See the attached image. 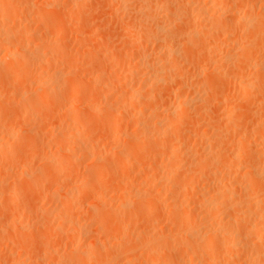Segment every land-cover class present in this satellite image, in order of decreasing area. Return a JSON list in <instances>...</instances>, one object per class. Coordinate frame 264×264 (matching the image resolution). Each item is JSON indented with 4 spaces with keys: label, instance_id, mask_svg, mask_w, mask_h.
Instances as JSON below:
<instances>
[{
    "label": "rangeland",
    "instance_id": "obj_1",
    "mask_svg": "<svg viewBox=\"0 0 264 264\" xmlns=\"http://www.w3.org/2000/svg\"><path fill=\"white\" fill-rule=\"evenodd\" d=\"M0 1H1L0 4L7 2L8 6L10 5L8 8L9 10H11L12 8H15V9L18 8L16 9V11L18 12H15L14 9L12 11L16 13V14L13 13L14 17L16 15V19L9 17L7 18V20H5L6 19L5 17H3L4 19L0 18L1 19L0 20V32H1L0 33V37H1L0 38V43H1L0 44V60H1L0 63L2 62L1 64L4 65L3 62L7 63L9 61V58H11L9 62L13 64L14 62H17V58L21 59L25 57L23 55L24 53L26 54V56H28L29 54L28 59L32 60V62H30L27 59V61H24L25 64L22 63V60L21 61L19 60L16 64L18 65V67H20L19 65H22L19 68L20 70H18L17 65H15L14 63L13 65H15V69H13L10 73L7 71L6 68L12 69V67H7V65L6 66L4 65L6 67L5 68L4 66L0 65V70H1V67L2 68L4 67L3 69L9 73V75L6 74V76L8 75L6 78L4 76L6 73L5 71H4L5 73H3L4 75L0 73V80L3 81V82L2 81L0 82V145H1L0 151L2 152V153L0 152V262H1L0 264H42V263L43 264H170V263L179 264V262L176 260H179L181 257L183 258L179 260L180 262L186 259L185 262H187V264H189L191 260H192L191 261L192 264H198L199 263L198 260H199L201 264H204L205 261L206 263L208 262L207 257H206L207 255L205 253L208 254L209 260H211L210 256L213 258L214 256L212 255H215L213 253L218 252V251L221 253L219 252L217 253V256L219 255L217 259L220 258L221 255H223L221 256L222 259L220 258L222 261L220 262V260L219 259L217 260L216 257L212 259V261L216 259V261H218L217 264L219 263L222 264V262H224L223 264H227V263L231 264L232 262H233L232 264H237V263L247 264L246 262H248L249 264V262L252 263V261L254 262L255 260H257L258 255L257 253H255L256 252L255 249H252L251 247L246 248V249L248 248L249 249L245 250V255H244L243 250L242 252L240 250V253L238 252L239 250L238 251L235 250L236 251V252L234 251L235 253L233 251L228 252L227 250H226L227 252L225 250L223 251L215 250V248L219 247L217 241L218 239L220 240V237H221V235L217 234V232H219L218 230H222L223 228H224L223 229L224 231L227 230V226L224 220L226 217L225 215L226 214L228 215V212H229L227 211L228 209L230 210L234 209V205L232 206L233 208L231 207L228 209H224L225 208L224 207L220 210V212L216 211L215 213L214 210H217L215 208L217 207V205L219 206V203L220 204L222 202L229 203L228 199H231V198L233 199L236 195V191L238 194L236 195V197L241 194V197L245 195L243 198L250 197V196L254 198L253 194L250 193L251 190L248 189V186H250V188L253 187L252 186L253 182L251 185L248 184L250 181V176L252 177L253 175L254 178L255 177L259 178L258 181L260 182L258 183L260 184H258L257 182H254L255 184L256 183L258 185H261V183L264 184V172H263L264 169L263 171L262 169H259L262 166H264V162H263L264 161V158H263L264 150L263 149L261 151L259 150V152H261L262 154L261 153L257 154L258 152L257 151L256 152L257 157L252 152V155L256 159L257 163L255 159L254 161L253 159L251 161L249 160L251 162L249 163L247 160V159H250L248 158L249 156L247 155L248 153L245 151L244 153H247L245 156L243 151H241V147L245 149L244 145L246 144V142L248 145L249 144L248 142L250 141H252L250 142L251 144L257 145V147L260 145L259 148L262 146L264 147V140H263L264 136L261 135V134H264V117H263L264 116V106H263L264 104V72H263L264 71V62H263L264 61V45H263L264 44V0H146V1L140 0L141 2H139L138 0L136 1L133 0L135 2L138 1L139 3H141V6L142 4H144L145 5V7L143 5L144 8L139 7L140 4L138 2H137L138 4L135 2H132V0H128L129 2L127 0H24V2L23 0L22 1L19 0L21 4H19L15 0L14 1L13 0L11 1L10 0H0ZM129 3L130 4L133 3L131 5L132 8L131 6L130 8L127 7ZM148 4L150 6L149 8H148ZM38 5L41 7H39ZM134 5H136L135 8L137 7L136 10L138 11L140 10L139 12L135 10ZM2 6H5V5L4 4L1 5L0 9H2ZM32 8H34V10H32ZM79 8H81V11ZM206 8L209 9L210 14H213V12L217 14L218 17L217 16L216 17L217 18L220 17L219 18L220 20L219 19H218L219 21H217V19L214 20L215 17L212 19L209 16V14H206L205 16L203 10H205ZM130 9L131 11L132 9H134L133 13L130 11ZM141 9L144 12L153 9L151 10L152 13L150 12L152 14L153 21L150 20L151 18L150 13H148L150 18H148V15L146 12L145 13L142 12V15H141L140 13ZM9 10L7 11L9 12ZM30 10H32L31 12H34V11H37V12L35 14L34 13L32 14ZM154 10L155 12H153ZM2 11L4 10L3 9L0 10V14ZM38 11H39V14H38ZM135 12L140 13L141 16L139 17L138 13L136 14ZM153 13L156 15V17L158 16L160 19L159 18L157 19L155 15L153 16ZM36 14L39 15V17H37ZM143 14L147 15V17H143L144 16ZM13 15H11V17ZM230 17L232 21L229 20ZM18 18L19 20H17ZM147 18L149 19V21H147V23L149 22V24H147L145 21V20H148ZM189 18H192L193 20L192 19L189 20ZM140 19L141 21L145 19L144 20L146 23V24L144 23L145 26L142 22H140ZM154 19H155V22L157 19L158 20L157 23L159 22L158 24L160 26H164L167 29V31H169V33L172 31V28H173L172 33L173 32L175 33V30L179 32V33L178 32L175 33L177 34V37L174 34H171L172 37L173 35L175 36L173 37L174 39L173 43L171 41L172 40L171 37L170 38L168 37L170 36L168 32H166L169 34L168 36L166 35L168 37L166 38L167 40L166 41L167 43H166L164 40L165 38H163L165 36V33L163 32L156 33L157 31L154 32V29L151 30V28L154 27V25H158L157 23L154 22ZM185 20L186 21L188 20L187 23L190 21L189 24L191 26L188 25L187 23L183 25V23H185ZM226 20H227L226 22L227 24L225 23ZM220 21H222V24H220L221 23ZM233 22H234V25H233ZM2 23L4 25H2ZM130 24L132 25V27ZM172 24H173V27H172ZM148 25L152 27L150 28L148 27ZM213 25H215L214 28H217V29H219V26L222 25L220 26L221 30L214 29ZM169 26L170 28H168ZM183 26L185 27L188 26V27L185 28ZM145 27L147 28L146 30L150 29L151 31L155 33V35L157 34L158 36L149 35V37L151 36L149 38L147 36L149 32L145 30ZM174 27L177 29H175ZM144 30H145V33L147 32L146 33L147 35L144 34ZM188 30L191 33H189ZM222 30L223 32H221ZM228 30H230L229 33H228ZM200 31L202 32L206 31V33L204 32L200 33ZM153 32H151V34ZM182 32L184 33L182 34ZM192 32L195 34L197 33V34L193 36ZM188 33L189 35L191 34L193 37L191 35H190L191 37H189ZM18 34L23 35V36L25 35V37L18 36ZM159 34L160 36H162L161 34H163L164 36L160 37ZM212 34L213 35L216 34L217 37L212 36ZM202 35L203 36L205 35L206 37L205 36L203 37ZM14 36L16 38H14ZM32 36H35V38L37 36V38L35 39ZM181 36H183L182 38L184 40L181 38ZM232 36L234 38H232ZM3 37L4 39L5 38L6 39L8 38V39L7 40L5 39L6 40L5 41ZM157 37L159 39L163 38L164 42H162V40L160 41L163 44L165 43V45H163L162 43L159 44V41H158L159 39ZM31 38H32V41L30 40ZM155 38L158 40L156 41ZM175 38L176 40L178 38L179 43L175 40ZM186 38H188V40L190 39L191 41H188ZM194 38L198 42H196ZM9 39H11V41ZM15 39L16 40L19 39V41H23L22 43H20V45L22 44V47L18 45L19 43L17 42L16 44H14L16 41ZM214 39L216 41H214ZM12 40L14 41L13 43H12ZM43 41H45L48 44V46H52L54 44V47L53 48L48 47L46 43ZM200 41L201 42L204 41V42L201 43ZM210 41L214 42L213 44L215 46ZM8 42H10L11 44ZM170 42L172 43L173 47L170 45L171 44ZM189 42H191L195 46L193 47V45H190L191 43L189 44ZM33 43L35 46H37V48L34 47ZM42 43H44L45 45ZM175 43L177 46L175 45ZM134 44L135 46L137 44L138 48L137 47L135 48ZM202 44H205L206 48ZM7 45H9V47ZM12 45L16 49H14ZM38 45L40 46V48L38 47ZM58 45L60 46V48H58ZM44 46L47 47L46 49L49 48L50 50H52V52L54 50L53 52L54 54L56 51V55L57 53L59 55L60 51L62 53L61 59L58 57L59 60L58 59H56L57 61L55 60V63H57L56 66L54 63L52 65H49L51 66L52 69H50V67L47 68L48 66L45 67L46 65L43 66V63L40 61V59H38L40 58L39 55L41 56L47 55L46 57L52 56V53L51 55L49 54L50 50L49 49L46 50ZM131 46L132 48H130ZM257 46L258 47L260 46L259 49ZM160 47H162L163 49L162 48L160 49ZM167 47L173 51V54L171 55L175 54L177 56L178 54L177 58L170 55L171 59H173V57L176 58L175 60L176 62H177V59L180 60V61L178 60L179 63H177L178 67L173 64L174 59L173 61L172 60L169 61L170 59L169 56H168V59L165 56L163 51H164V48L167 49ZM202 47L204 49H202ZM207 47L208 48L211 47V48L208 49ZM34 48L37 49V52L35 51ZM184 48L185 50H188V51H185ZM21 49L27 52H24L22 50L23 53H21L22 52L20 51ZM38 49H40V51ZM59 49L61 50L58 51ZM208 50H210L209 53L207 52ZM31 51L34 53L32 54ZM4 52L7 53L6 54L7 56L4 54ZM19 52L23 55V57H20L21 54ZM161 52L164 54L163 59L159 58L161 57V54H159ZM177 52H179L180 55ZM201 52L203 55L204 54L205 55L202 56ZM130 53L133 55H131ZM245 53H248L247 54L248 57L246 56ZM80 54L82 56L81 58H80ZM2 55H5V56H2ZM33 55H35L36 57L38 55L39 57L36 58ZM179 56L180 57L182 56V58H180ZM183 56L186 57V59H188L187 56L189 57V60H187L188 62L185 61L186 59ZM3 57H6L7 61H5ZM109 57H111L112 59H110ZM190 57L192 59V62L196 60V62H193V63H196V65L194 64L196 68H194V66L191 64ZM242 57H247V58L243 59ZM101 58H103L104 61ZM149 58L150 60H148ZM66 59L67 61L69 60V62H67ZM145 59H147V61ZM242 59L243 60L246 59V60L243 61ZM94 60H98V61L100 60L99 62L102 61L101 62L102 65L98 61H94ZM112 60L114 62H112ZM164 61L165 63L168 61L167 62L168 67L166 66L167 69H169L170 67L172 68L173 66L172 71H174L175 66L178 68L175 70H179L180 69L179 67L181 66V70L183 71V73L185 72L184 74L182 73V75L185 77L181 76V72H182L181 70L175 71L174 73H176V75L179 73V75L175 76L174 73H170V74H173V76L171 75L170 78H167L168 80L164 79L163 81H160L164 83L158 84V86H156L157 82L153 80L152 78H150L149 74H150V71L151 72L153 71L151 70L153 66L157 67L155 66L157 65V62L161 65V62H163L162 64H164ZM242 61L245 65L244 64L241 65ZM26 62L30 64L28 65ZM142 62L143 63L145 62V63L143 64ZM148 62L151 63L150 66L148 65L149 64ZM204 62H205V65L203 64ZM89 63H91V66L90 65L88 66ZM92 63H96V64L98 63L97 64L98 66L96 64L92 65ZM154 63L156 64L154 65ZM23 64H24V67H23ZM145 64L147 65V67L149 66L148 68H150L152 64L153 65L150 69H148ZM38 65L39 66L42 65L45 69L44 70L41 69L40 68L41 66L38 67ZM99 65L103 68H101ZM116 65L117 67H114ZM258 65H261V68ZM26 66H29V70L28 68H26ZM240 67L241 69L239 70ZM199 69L201 70L200 72H199ZM131 70H133L132 71L133 73L131 72ZM139 70H142V71H139ZM236 70H238V72ZM24 72H28V73L26 74ZM74 72H75V75H74ZM88 72H91V73L88 74ZM220 72L223 74L220 75L221 74ZM51 73H53L54 76ZM92 74L96 76L93 77ZM90 76H91V79H94V78L96 79L97 77L96 81H94L95 79L94 80L89 79ZM180 76L183 77L182 80L184 79L183 81H181L182 85L179 84L180 81H178V79L176 78V77L181 78ZM99 77L102 81L98 79ZM174 77L177 79L178 83L176 82V79H173ZM205 77H208L207 80L209 81V84H208V81H206ZM218 77H220L221 81H219L220 79ZM78 78H80L79 79L80 81H78ZM64 80L66 81V83L68 81L69 86H67ZM90 80L92 81V83ZM98 80L101 84L98 82ZM61 81L64 83V85ZM145 81H147L148 83H146ZM152 81L153 82L155 81L154 83V86H156L155 88L158 87V92L157 91L155 92L156 95L158 94V97H159L158 100L156 99V96L153 93L154 90L152 89L151 91V88L153 87L152 86L153 84L151 85ZM168 81L169 82L174 81L173 85L174 84L176 85L173 86L172 84L169 83L167 87H165L166 86L165 84ZM242 81L244 82L246 81L245 82L246 85ZM40 82L41 83L44 82L43 85L45 86L50 85L49 87L53 88L52 91L53 90L54 91L52 92L51 88L47 89L49 91L44 90L43 88V92L46 91L44 94L43 92H41L42 89H40L41 91L39 90L38 84H40ZM110 82H111V85H113V86H110L109 88L111 91L110 90L108 91V89L106 88H105L106 90H104V88L101 87V86H104V84L107 85V86L105 85L104 87H109ZM3 83L5 84V87ZM97 83L99 85H97ZM212 83L216 85L213 84L214 85L213 87ZM148 84L152 87L149 88L150 86ZM240 84L241 85L244 84L243 86L244 88ZM71 85L72 86L74 85V87H72ZM83 85H85V87ZM169 85L172 87L171 90H170L171 87H169ZM238 85L241 89L243 88V90H245L246 87L248 89L246 88L247 90L241 91ZM249 85H251V87ZM36 86L38 87V89ZM70 86H71V89H70ZM205 86L207 88L209 87L208 88L209 91L207 90V88H205ZM8 87H10V89ZM35 87H36V90H35ZM100 87L103 90H101ZM168 87H169L170 93L167 90ZM72 88H74V90L75 88L77 90L79 89L80 90L79 91L75 90L76 94H73L75 93L74 91L71 96L69 91H71ZM159 88H160V92H159ZM163 88H165L166 90ZM138 89L140 91H138ZM55 90H57L58 92ZM135 90L137 91V93H141L142 96H146V97L137 95L138 97L136 98L133 97V99H131L132 93ZM149 90L151 91L150 93L151 96L150 94L147 93L149 92ZM213 90H215L216 93ZM11 91L14 93H12ZM17 91L18 92L20 91V92L18 93ZM131 91L132 93H130ZM48 92L49 94H46ZM54 92L57 94L55 95ZM59 92H61V94ZM124 92L126 93L125 95H124ZM51 93H53L52 96H51ZM143 93L146 95H143ZM159 93H161L162 95H159ZM147 94L151 98L153 95L155 99L154 97L151 99L149 96H147ZM56 96L60 98H57ZM121 97L122 99H120ZM125 97L128 102L125 101L126 100ZM141 98L142 100L145 99V101L144 100H143L144 102L141 101ZM179 98L182 100L180 101ZM59 100H61L62 102ZM67 100L69 101L71 100L70 101L71 103L68 101L69 107H70V104H72V102H73V105L77 104L78 106L76 105L77 107H74L75 109L74 108L68 109L69 107H67L66 105ZM139 100L141 103H139ZM151 100L153 101V103H151L152 102ZM203 100L207 102H204ZM123 101L126 103V104L124 103L125 106L122 103ZM131 101H133L134 103H132ZM187 101L188 103L186 104ZM180 102L185 104L184 105L185 107L183 108L179 107ZM149 103L151 104L150 106H149ZM202 103H205V104H202ZM260 104H261V107L259 106ZM31 105H34V106L32 107ZM83 106H91V107L84 108ZM119 106L120 107L124 106V107L119 108ZM177 106H178V109H177ZM24 107H26L27 110L26 108L24 109ZM111 107H114L115 109L116 107H118L117 108L118 112L120 109L125 108V111L120 110L122 111V114L124 112L123 116L120 117L118 112L117 111L114 112L115 109ZM150 107L152 108V110L150 109ZM198 107H200V109L202 107L203 108L200 110V109H197ZM154 108L158 109L159 111L158 114H160L161 117L160 116L154 117V119L152 118L153 120L152 121L150 119L151 117L150 112L157 111V110H154ZM185 108L186 110L183 111L182 109H185ZM33 109H35L37 112L34 113ZM70 110H71L70 112L71 114H67L69 113L68 111ZM75 110L77 111L75 112ZM196 110H198L199 115L197 114ZM25 111L27 112L32 111L31 112L32 114L26 113ZM38 111H40V113ZM172 111H174V113H172ZM242 111H244L245 113L243 114ZM180 112L183 114V116L180 115ZM195 112L196 114H194ZM115 114L118 116L114 118ZM72 116H75V117L72 118ZM77 117H79V120L85 123L79 122ZM111 117L113 118V120L115 119L113 125H111L112 124ZM167 117L169 118V121H167L168 119ZM213 119L215 121H213ZM249 119H251V121ZM74 120H76L77 122L76 121H75L76 123L73 122ZM177 121H179L180 123H178ZM157 122L160 123L158 124L159 126L156 125ZM168 122H169L170 127L169 125H166ZM201 123L204 124V126ZM229 123L231 125H229ZM217 124H218L219 129L217 127ZM149 125H151L152 129L149 128L150 127ZM162 125L165 127H163ZM176 125L177 126L179 125L181 130L180 128H178L179 126L175 127ZM214 126L216 128H214ZM147 127L149 128L148 130H147ZM155 128L157 129V131L155 130L154 132ZM171 129L177 130L173 132L174 133L173 137H169L172 135L173 130ZM248 129H250L251 131ZM25 130L27 131V133L25 132ZM170 130H171V133L169 132ZM215 130H217V132L220 135L217 132H214ZM232 130L235 131L234 134ZM19 131L20 133H18ZM162 131L163 132L168 131L167 132L168 134L166 132L163 134ZM150 132L153 133L152 137H151ZM156 132L157 133L160 132L158 133L159 136ZM176 132L178 133L181 132V133L178 134ZM252 133L254 134V136ZM176 134L178 138L175 137ZM221 134L224 137L221 136ZM246 135L248 136V138L246 137ZM210 136H213V137H210ZM160 137L162 138L160 139ZM155 139L156 141H154ZM162 139L164 140L162 141ZM201 139L203 140L201 141ZM25 140H27L28 142L31 141L33 145L30 142H29L30 144L27 141L25 142ZM67 140L69 141V143L72 142V144H69ZM179 140L181 142L183 140L182 142L183 144ZM167 141L171 143H168ZM240 141L243 144H240L241 143ZM232 142L235 143V145ZM237 142H239V144ZM61 143H63V146ZM66 143L68 145L65 146ZM217 143H218V146H217ZM236 144L239 147H236ZM79 147L81 150H79ZM83 147H85V150L83 149ZM222 147L224 149L223 152L225 151L224 153L221 151ZM61 148L64 151H62ZM209 148L211 151L209 150ZM69 149L70 150L73 149V152L70 151ZM227 149L228 151H226ZM57 150L61 152H59L58 154ZM65 150L67 151L69 150V151L66 152ZM173 150H176L177 152L174 153L172 152ZM172 153L175 154L176 156L173 155ZM241 153L243 154V156ZM177 154L180 156V158ZM233 155L235 156V158H237L238 162L235 158H233L234 157ZM240 157L241 158L243 157V158L241 159ZM246 157L247 159H245ZM249 157H251V155ZM243 159L246 162H244ZM206 160L208 161L207 163L208 166L206 165L207 166L206 169L209 167V169L207 170H210L211 172L209 171L210 172L209 174L208 171H205V174H209V176H212V173L213 174L215 173V174L212 176L213 178L209 177L208 179H206L208 177V175H206L205 176L206 178L204 181V179L202 178L205 175L203 174L204 173V166H203L204 163L202 162L206 163ZM210 162H212L213 164ZM199 164H200V167L203 168L201 169L203 170V173L198 170L199 168L197 169V166ZM221 164L223 165L222 167L220 166ZM225 164L227 165V167H225L226 166ZM249 164L254 165V168L257 167L256 171L257 170L258 171L255 172L257 176L255 174L250 175L251 172H249V170H247L248 173L246 172V169H249L248 168ZM255 164L256 165L258 164L259 166H256ZM228 165H230V167ZM212 168L215 170L213 171ZM224 168H226V170ZM227 168H228V171H227ZM233 168L235 169V171ZM54 169L55 171H53ZM187 169H189V171ZM20 170L21 172L22 171L23 172L21 173ZM175 170L176 171L181 170L183 173H181V171L180 172L178 171L177 173H175ZM197 170L199 172H197ZM24 171H25V174H24ZM184 171H186V175ZM187 172H189L188 176H187ZM195 172L198 173V175ZM49 173L53 175L52 176L53 178H51L50 176L47 177V174ZM192 173L193 175L195 174L196 176L194 175L195 177H192L193 175L192 176L190 175ZM178 174L183 175V176L179 175V177H177ZM240 174H242L243 176L242 175L240 176ZM21 175H24V176H21ZM197 176L198 177L200 176L202 179L200 180V178H197ZM258 176H260L261 178ZM56 177L58 178L56 179ZM90 178H92L93 181H91ZM178 178L181 179L182 181L178 180ZM96 179H97V182L95 181ZM26 180H28V182ZM222 180L224 181L225 184H227V182L228 184H231L232 188L235 185L234 189L231 188V190L229 189L228 192H226V195L223 194V196L228 195L225 198L223 197L225 200L221 198L222 197L221 193L219 195L220 188L218 189V186L216 187L218 183H219L218 185H220V183L222 185V182H223ZM246 180H247V183H246ZM251 180L253 181V178ZM177 181L178 183L182 182L180 184H182V187L183 186L184 187L182 189L180 185L181 188L175 187L176 190L174 191V187L171 188V186L177 183ZM254 181L256 180L254 179ZM232 182L234 183V185H232L233 184ZM93 183L94 185H92ZM188 183H191V184L188 185ZM242 183H244L245 185L244 184L242 185ZM237 184H240V185H237ZM257 184L256 186H258ZM222 186H224V184ZM237 186L238 188H241V189H237L236 188ZM239 186H242V187H239ZM256 186H254L253 188L254 190L252 189V191H255ZM261 186H258L260 187V189L258 188V191L256 192L260 195H257L254 193L255 194L254 199L252 197H251V200L250 198H246L248 199L247 200L248 202H246V204H245L246 199L245 200L243 199L244 200L243 203H240L239 201L240 206L238 205L237 207H239L240 211L238 210L237 212V207H236L235 212L233 210L231 211L234 214L231 212L230 213L233 215H236L237 213L243 211L245 207L248 208V204L250 201H255V200L257 201L258 199L260 200L263 199L262 201L258 200L261 203V204L259 203L260 205L259 204L258 205H259V208L264 211V191H263L264 189H262L263 186L262 187ZM235 189L237 190L235 191ZM170 190L174 192H170ZM185 190L187 191L185 192ZM193 190L195 191V193ZM239 190L241 192H239ZM256 190H257V187H256ZM176 191L178 192L176 193ZM231 191L232 192L235 191V192L232 193ZM71 194L72 195L74 194L76 196L78 195V196L76 199L74 198L72 200ZM229 194L230 195L235 194V195L230 196ZM201 195H204L205 197L208 195V197H206L205 199L207 198L211 199L210 203H212L211 206L213 207L208 205V208H207V204L204 203V201L200 199ZM218 196L221 200L217 199ZM64 198H66V200ZM226 199L228 200V202H225L227 201ZM66 201H67V204H69L68 206H66L65 204ZM190 201L192 202L190 203ZM62 202L64 204H62ZM242 204L246 206L243 207ZM241 205L243 208L241 207ZM143 206H144V209H142ZM210 207L213 210H211ZM140 208L142 209V211L140 210ZM153 208L155 210H153ZM180 208H181V211H180ZM253 208L252 210H254ZM259 208L254 211L258 212L260 210ZM146 210L149 212H147ZM212 211L214 213H212ZM143 212H146L148 215L145 216ZM208 212L214 215L211 216ZM169 214L171 215L173 214V215L171 216ZM179 214H182V215H179ZM222 215L225 217H221ZM176 216L178 217V219H176L177 218ZM180 216L182 217L180 218ZM154 217L155 219H153ZM184 219H185V224L188 226L185 225L186 227L184 226L183 230H181L182 232L179 233L177 231L178 228L177 229L175 228L176 224L184 222ZM187 219H189L188 220L189 222L186 221ZM214 221H217V222H214ZM218 221L220 223H218ZM257 221L258 220L254 219L252 224L254 223L255 226L259 227V223ZM172 222L173 224L171 225L170 223ZM223 224L225 225L223 226ZM244 224L245 223H243L242 226ZM218 225L220 228H218ZM246 227L248 228V226ZM260 229H261V232H263L262 230H264V227L260 226L259 229H257L256 235L254 236H259V235L261 236L262 234H264L259 231ZM191 230H193L194 232ZM208 232L210 233L212 232L213 235H217V236L213 237V235ZM154 234L157 236H155ZM208 234L212 236H209ZM164 236L165 238L166 236H168L167 237L168 239H165ZM169 236L170 238L174 237V239L172 238L171 240ZM218 236L220 237L218 238ZM262 236L264 237V235ZM252 237L253 236H249L247 238L245 237V239H248V238L252 239ZM168 240L172 241V242L169 241L171 244L170 243L168 244ZM183 240H185V243L186 241L188 240L189 241L188 243L185 244ZM93 242H96V243L93 244ZM162 243L163 245L159 247ZM199 243L201 244L204 243L201 246L207 243L211 245L212 247L211 246L209 247V245L206 244L205 246L206 248H208V250L205 247H203L207 251V252L205 251L204 253L203 251L204 249L203 250L201 249V251H198L197 249H195L196 245H197L196 248H199L198 247L200 246ZM188 244L190 245L188 246ZM166 246L168 247L166 248ZM190 246L191 247L195 246L194 251L195 252L198 251V253L196 252L197 255ZM158 249L160 252L157 253ZM212 249L215 251L210 252L212 254L211 255L208 251H212ZM251 249L252 251L250 252V254H247L249 253ZM161 250H162V253H161ZM188 250L192 251V253L195 255L193 256V254H191V252H189ZM166 251H168V253ZM202 251L203 253H201ZM81 252L83 253L81 254ZM160 253L162 254V256L160 255ZM225 253L226 254L228 253V255L225 256ZM165 254H167L166 255L167 258L164 256ZM255 254L257 258H255L254 260ZM155 255L156 256L158 255V256L156 257ZM160 256L161 258H159ZM194 258L196 259L194 260ZM245 258L247 259L245 260ZM170 259L174 260L175 263L172 262V260ZM195 261L198 263H195ZM214 262L212 263L215 264ZM242 262H245V263H242ZM208 263H210V261ZM260 263L263 264L264 261H262L261 259V261H259L258 264ZM180 264H184V263H180Z\"/></svg>",
    "mask_w": 264,
    "mask_h": 264
},
{
    "label": "bare ground",
    "instance_id": "obj_2",
    "mask_svg": "<svg viewBox=\"0 0 264 264\" xmlns=\"http://www.w3.org/2000/svg\"><path fill=\"white\" fill-rule=\"evenodd\" d=\"M10 1H11V0H10ZM13 1H14V0H13ZM13 1H12V2H13ZM15 1H17L19 4H21V2H19V0H15ZM20 1H22V0H20ZM127 1H128V0H127ZM135 1H136V0H135ZM135 1L132 0V2H135ZM138 1L141 2L142 0H141V1L138 0ZM138 1H137V2H138ZM145 1H146V0H145ZM145 1H144V2H145ZM0 2H1V1H0ZM4 2H5V1H4ZM23 2H24V0H23ZM52 2H53V1H52ZM66 2H67V1H66ZM121 2H122V1H121ZM128 2H129V1H128ZM137 2H135V3H137ZM139 2H138V3H139ZM159 2H160V1H159ZM162 2H164V1H162ZM8 3H9V2H8ZM57 3H58V2H57ZM135 3H134V4H135ZM138 3H137V4H138ZM147 3H148V1H147ZM170 3H171V1H170ZM239 3H240V2H239ZM3 4L7 7V9H6L5 6H2V9H3L4 11L1 12V14H0V18L5 17V18H6L5 20H7V18H9V17H10V18H14V19H16V15H15V17H14L13 13L18 12V11H16V9H18V8H16V9H15V8H12V9L10 8L11 10H9L8 8H9L10 5L8 6L7 2H6V3H3ZM3 4L1 3V4H0V7H1V5H3ZM6 4H7V5H6ZM11 4H12V3H11ZM132 4H133V3H132ZM132 4L129 3V5H128V6L126 5V6H127L128 8H130V6H131ZM137 4H136V5H137ZM139 4H140L139 7H141V8H142L143 5H144V4H142V6H141V3H139ZM151 4H152V3H151ZM179 4H180V3H179ZM183 4H184V2H183ZM204 4H205V3H204ZM49 5H50V4H49ZM58 5H59V4H58ZM62 5H63V4H62ZM136 5H134V8H135ZM152 5H153V4H152ZM215 5H216V4H215ZM215 5H214V6H215ZM38 6H39V5H38ZM52 6H53V4H52ZM120 6H121V5H120ZM14 7H15V6H14ZM18 7H19V6H18ZM39 7H41V6H39ZM79 7H80V5H79ZM84 7H85V6H84ZM144 7H145V5H144ZM144 7H143V8H144ZM149 7H150V6H149V4H148V8H149ZM151 7H152V6H151ZM208 7H209V6H208ZM77 8H78V7H77ZM128 8H127V9H128ZM131 8H132V6H131ZM136 8H137V7H136ZM136 8H135V10H136ZM202 8H203V7H202ZM2 9H0V10H2ZM13 9H14L15 12H12ZM35 9H36V8H35ZM40 9H41V8H40ZM79 9H80V11H81V8H79ZM154 9H155V8H154ZM185 9H186V8H185ZM236 9H237V8H236ZM260 9H262V8H260ZM7 10H9V12H8ZM22 10H23V9H22ZM32 10H34V8H32ZM32 10H30V12H31ZM45 10H46V9H45ZM148 10H149V9H148ZM151 10H153V9H151ZM151 10H149V11H145V12L147 13V15H148V13L151 12ZM158 10H159V8H158ZM202 10H203V9H202ZM10 11H11L12 13H11ZM70 11H71V10H70ZM130 11H131V9H130ZM130 11H129V12H130ZM133 11H134V9H132L131 12L133 13ZM136 11H138V10H136ZM139 11H140V10H139ZM139 11H138V12H139ZM203 11H204L205 16H206V14H209V16H210L212 19L215 17L214 20H216V19H217V21L220 20V19H219L220 17L217 18L218 16H217V14H215L214 12H213V14H210V13H209V9L206 8V9L203 10ZM261 11H262V10H261ZM36 12H37V11L31 12V13H32V14H33V13L35 14ZM52 12H53V11H52ZM58 12H60V11H58ZM61 12H62V11H61ZM127 12H128V10H127ZM138 12H137V13H138ZM142 12H144V11H142V9H141V12H140L141 15H142ZM145 12H144V13H145ZM153 12H155V10H154ZM40 13H41V12H40ZM53 13H54V12H53ZM135 13H136V12H135ZM137 13H136V14H137ZM140 13H138V16H139V17L141 16ZM151 13H152V12H151ZM151 13H150V14H151ZM211 13H212V12H211ZM217 13H218V12H217ZM10 14L13 15V16L11 17ZM15 14H16V13H15ZM38 14H39V11H38ZM157 14H158V12H157ZM161 14H162V13H161ZM165 14H166V13H165ZM20 15H21V14H20ZM40 15H41V14H40ZM83 15H85V14H83ZM143 15H144V14H143ZM147 15H144L143 17H147ZM154 15H155V14L153 13V16H154ZM159 15H160V14H159ZM162 15H163V14H162ZM196 15H197V14H196ZM196 15H195V16H196ZM218 15H219V14H218ZM226 15H227V14H226ZM235 15H236V14H235ZM36 16L39 17V15H37V14H36ZM45 16H46V15H45ZM133 16H134V15H133ZM133 16H132V17H133ZM175 16H176V15H175ZM212 16H213V17H212ZM216 16H217V17H216ZM220 16H221V14H220ZM230 16H232V15H230ZM30 17H31V16H30ZM79 17H80V16H79ZM143 17H141V18H143ZM155 17H156V15H155ZM155 17H154V18H155ZM188 17H189V16H188ZM234 17H235V16H234ZM261 17H262V16H261ZM43 18H44V17H43ZM43 18H42V19H43ZM75 18H76V17H75ZM81 18H82V17H81ZM148 18H150L149 15H148ZM148 18H147V19H148ZM156 18L158 19L159 17L157 16ZM180 18H181V17H180ZM207 18H208V16H207ZM3 19H4V18H3ZM152 19H153V17H152V14H151V18H150V20H152ZM157 19H156V22H155V19H154V22H155V23H157V21H158ZM159 19H160V18H159ZM190 19H192V18H189V20H190ZM218 19H219V20H218ZM221 19H222V18H221ZM234 19H235V18H234ZM236 19H237V17H236ZM240 19H241V18H240ZM0 20H1V19H0ZM9 20H10V19H9ZM17 20H19V18H18ZM29 20H30V19H29ZM77 20H78V19H77ZM144 20H145V19H144ZM144 20L141 21V19H140V22H142V23L144 24L145 21H146V23H147V21H149V19H148V20H145V21H144ZM192 20H193V19H192ZM205 20H207V19H205ZM209 20H210V19H209ZM214 20H213V21H214ZM229 20H231V17H230ZM11 21H12V20H11ZM13 21H14V20H13ZM74 21H75V19H74ZM82 21H83V20H82ZM152 21H153V20H152ZM187 21H188V20H187ZM187 21L185 20V23L182 22L183 25L186 24ZM231 21H232V20H231ZM231 21H230V22H231ZM238 21H239V20H238ZM242 21H243V20H242ZM242 21H241V22H242ZM38 22H39V20H38ZM78 22H79V21H78ZM87 22H88V21H87ZM135 22H136V21H135ZM150 22H151V21H150ZM170 22H171V21H170ZM189 22H190V21H189ZM189 22L187 23L188 25H190ZM205 22H207V21H205ZM220 22H221L220 24H222V21H220ZM226 22H227V20L225 21V23H226ZM44 23H45V22H44ZM76 23H77V22H76ZM128 23H129V22H128ZM133 23H134V22H133ZM142 23H141V24H142ZM146 23H145V24H146ZM152 23H153V22H152ZM158 23H159V22H158ZM158 23H157V24H158ZM163 23H164V22H163ZM211 23H212V22H211ZM215 23H216V22H215ZM228 23H229V22H228ZM235 23H236V22H235ZM30 24H31V23H30ZM131 24H132V22H131ZM131 24H130V25H131ZM134 24H135V23H134ZM145 24H144V26H145ZM147 24H149V22H148ZM150 24H151V23H150ZM217 24H218V23H217ZM226 24H227V23H226ZM2 25H4V24L2 23ZM152 25H153V24H152ZM192 25H193V23H192ZM211 25H212V24H211ZM215 25H216V24H215ZM215 25H213V28H214ZM218 25H219V24H218ZM229 25H231V24H229ZM233 25H234V22H233ZM243 25H244V24H243ZM34 26H35V25H34ZM146 26H147V25H146ZM190 26H191V25H190ZM220 26H222V25H220ZM220 26H219V29H220ZM240 26H241V25H240ZM21 27H22V26H21ZM35 27H36V26H35ZM129 27H130V26H129ZM131 27H132V25H131ZM141 27H143V26H141ZM148 27H150V25H148ZM151 27H152V26H151ZM151 27H150V28H151ZM172 27H173V24H172ZM178 27H179V26H178ZM183 27H185V26H183ZM183 27H182V28H183ZM187 27H188V26H187ZM187 27H185V28H187ZM205 27H206V26H205ZM205 27H204V28H205ZM210 27H211V26H210ZM230 27H231V26H230ZM168 28H170V26H169ZM174 28H175V27H174ZM207 28H208V27H207ZM211 28H212V27H211ZM237 28H238V27H237ZM1 29H2V28H1ZM8 29H9V28H8ZM143 29H144V28H143ZM146 29H147V28L145 27V30H146ZM153 29H154V32L157 31L156 33H158V32H163V33H165V36H164L163 34H161L162 36H164L163 38H165V39H164L165 42L167 41L166 38H168V37L170 38V37H171V39H172L171 41H172V43H173V41H174L173 37H175V36L177 37V34H175L176 32H178V31L175 30V29H177V28L174 29V30H175V33H174V32L172 33L173 28H172V31L169 33V31H167V29H166L164 26H160L159 24H158V25H154V27H152L151 30H153ZM178 29H179V28H178ZM202 29H203V28H202ZM205 29H206V28H205ZM214 29L219 30V29H217V28H214ZM29 30H30V29H29ZM135 30H136V29H135ZM145 30H144V34L147 35V34H146L147 32L145 33ZM151 30H150V29H149V30H146V31L149 32V34H148L147 36H148V37H149V35L156 36L157 34L155 35V33H154L153 31H151ZM168 30H169V29H168ZM183 30H184V29H183ZM209 30H210V29H209ZM209 30H208V31H209ZM220 30H221V29H220ZM13 31H14V30H13ZM16 31H17V29H16ZM25 31H27V30H25ZM59 31H60V30H59ZM136 31H137V30H136ZM150 31L153 32L154 34H153V33L151 34ZM206 31H207V30H206ZM206 31H205V32L203 31V32L206 33ZM229 31H230V30H228V33H229ZM11 32H12V31H11ZM20 32H21V30H20ZM23 32H24V31H23ZM31 32H32V31H31ZM134 32H135V31H134ZM138 32H139V31H138ZM166 32H168V33L170 34V36H168L169 34L166 33ZM186 32H187V31H186ZM188 32H189V30H188ZM198 32H199V31H198ZM201 32H202V31H200V33H201ZM203 32H202V33H203ZM221 32H223V30H222ZM225 32H226V31H225ZM232 32H233V31H232ZM0 33H1V32H0ZM14 33H15V32H14ZM36 33H37V32H36ZM36 33H35V34H36ZM135 33H136V32H135ZM178 33H179V32H178ZM183 33H184V32H182V34H183ZM189 33H191V32H189ZM189 33H188V36L191 37L192 35L190 34V35H191V36H190ZM249 33H251V32H249ZM258 33H259V32H258ZM5 34H6V33H5ZM11 34H12V33H11ZM28 34H29V33H28ZM35 34H34V35H35ZM75 34H76V33H75ZM171 34H174L175 36L173 35V37H172ZM192 34H193V36H195L197 33L195 34V33L192 32ZM213 34H214V33H213ZM213 34H212V36H216V37H217L216 34H215V35H213ZM217 34H218V33H217ZM225 34H226V33H225ZM256 34H257V33H256ZM6 35H7V34H6ZM14 35H15V34H14ZM29 35H30V34H29ZM32 35H33V34H32ZM141 35H142V34H141ZM145 35H144V37H145ZM166 35H167L168 37H167ZM178 35H179V34H178ZM185 35H186V34H185ZM198 35H199V34H198ZM15 36H16V35H15ZM15 36H14V38L17 37V36L15 37ZM18 36H23V35H19V34H18ZM74 36H75V35H74ZM134 36H135V35H134ZM139 36H140V35H139ZM142 36H143V35H142ZM142 36H141V37H142ZM157 36H158V35H157ZM159 36H160V34H159ZM162 36H160V37H162ZM183 36H184V35H183ZM183 36H181V38H182ZM186 36H187V35H186ZM186 36H185V37H186ZM193 36H192V37H193ZM202 36H203V35H202ZM204 36H205V35H204ZM204 36H203V37H204ZM212 36H211V37H212ZM23 37H25V35H24ZM27 37H28V36H27ZM27 37H26V38H27ZM32 37L35 38V36H32ZM141 37H140V38H141ZM150 37H151V36H150ZM150 37H149V38H150ZM203 37H202V39H203ZM205 37H206V36H205ZM218 37H219V35H218ZM224 37H225V36H224ZM249 37H250V36H249ZM249 37H248V38H249ZM255 37H256V36H255ZM0 38H1V37H0ZM9 38H10V37H9ZM14 38H13V40H14ZM17 38H18V37H17ZM28 38H29V37H28ZM36 38H37V36H36ZM36 38H35V39H36ZM38 38H39V37H38ZM142 38H143V37H142ZM157 38H158V37H157ZM163 38H161V39L158 38L159 40L156 39V38H155V39H156V41L158 40V41H159V44H160V43L164 42ZM179 38H180V37H179ZM181 38H180V39H181ZM228 38H229V37H228ZM232 38H234V37L232 36ZM258 38H259V37H258ZM260 38H261V37H260ZM3 39H4V37H3ZM5 39H6V38H5ZM5 39H4V40H5ZM7 39H8V38H7ZM7 39H6V40H7ZM11 39H12V38H11ZM11 39H9V40L11 41ZM20 39H21V38H20ZM41 39H42V38H41ZM134 39H136V38H134ZM153 39H154V38H153ZM182 39H183V38H182ZM186 39L188 40V38H186ZM191 39H193V38H191ZM194 39H195V38H194ZM200 39H201V38H200ZM200 39H199V40H200ZM210 39H211V38H210ZM230 39H231V38H230ZM246 39H247V38H246ZM254 39H255V38H254ZM4 40H3V41H4ZM6 40H5V41H6ZM9 40H8V41H9ZM13 40H12V43L14 42ZM15 40H16V39H15ZM17 40H18V41H17ZM17 40L15 41L14 44H16V42H17V43H19L18 45H20V43L23 42V41H19V39H17ZM30 40L32 41V38H31ZM38 40H39V39H38ZM44 40H45V39H44ZM54 40H55V39H54ZM160 40H162V42H161ZM169 40H170V39H169ZM175 40H176V38H175ZM183 40H184V39H183ZM195 40H196V39H195ZM206 40H207V39H206ZM212 40H213V39H212ZM216 40H217V38H216ZM216 40L214 39V41H216ZM28 41H29V40H28ZM28 41H27V42H28ZM34 41H35V40H34ZM47 41H48V40H47ZM52 41H53V40H52ZM136 41H137V40H136ZM136 41H135V42H136ZM139 41H140V40H139ZM176 41L178 42V38H177ZM188 41H191V40L189 39ZM204 41H205V40H204ZM204 41H202V42L200 41V42L203 43ZM29 42H30V41H29ZM43 42H45V41H43ZM135 42H134V43H135ZM180 42H181V40H180ZM196 42H198V41L196 40ZM200 42H199V43H200ZM206 42H207V41H206ZM210 42H211V41H210ZM232 42H233V41H232ZM8 43H10V42H8ZM30 43H31V42H30ZM34 43H35V42H34ZM34 43H33V45H34ZM45 43H46V42H45ZM55 43H56V42H55ZM166 43H167V42H166ZM170 43H171V42H170ZM170 43H169V44H170ZM172 43H171L170 45L173 47ZM178 43H179V42H178ZM190 43H191V42H189V44H190ZM211 43L213 44L214 42H211ZM242 43H243V42H242ZM258 43H259V42H258ZM0 44H1V43H0ZM10 44H11V43H10ZM27 44H28V43H27ZM31 44H32V43H31ZM39 44H41V43H39ZM42 44H44V43H42ZM52 44H53V43H52ZM52 44H51V45H52ZM162 44H163V43H162ZM162 44H161V45H162ZM169 44H168V45H169ZM205 44H206V43H205ZM205 44H202V45L205 47ZM208 44H209V43H208ZM216 44H217V43H216ZM262 44H263V43H262ZM28 45H29V44H28ZM28 45H27V46H28ZM44 45H45V44H44ZM46 45L48 46L47 43H46ZM138 45H139V44H138ZM161 45H159V46H161ZM163 45H165V43H164ZM168 45H167V46H168ZM175 45H176V43H175ZM178 45H179V44H178ZM190 45H193V47L195 46V45L192 44V43H191ZM202 45H201V46H202ZM213 45H214V44H213ZM223 45H224V44H223ZM230 45H231V44H230ZM230 45H229V47H230ZM239 45H240V44H239ZM263 45H264V44H263ZM7 46L9 47V45H7ZM12 46H13V45H12ZM20 46L22 47V44H21ZM23 46H24V45H23ZM134 46H135V44H134ZM157 46H158V45H157ZM171 46H170V47H171ZM176 46H177V45H176ZM198 46H199V44H198ZM214 46H215V45H214ZM231 46H232V45H231ZM13 47H14V46H13ZM18 47H19V46H18ZM18 47H17V48H18ZM21 47H20V48H21ZM28 47H29V46H28ZM31 47H33V46H31ZM34 47L37 48V46H35V45H34ZM38 47L40 48L39 45H38ZM44 47H45V49L47 48L46 46H44ZM48 47H52V48H53V47H54V44H53L52 46H48ZM55 47H56V46H55ZM136 47H137V44H136L135 48H136ZM174 47H175V46H174ZM212 47H213V46H212ZM257 47H258V46H257ZM259 47H260V46H259ZM259 47H258V49H259ZM5 48H6V47H5ZM23 48H24V47H23ZM58 48H60L59 45H58ZM61 48H62V46H61ZM130 48H132V46H131ZM137 48H138V47H137ZM155 48H156V46H155ZM158 48H159V47H158ZM161 48H162V47H160V49H161ZM175 48H176V47H175ZM178 48H179V47H178ZM205 48H206V47H205ZM207 48H208V47H207ZM210 48H211V47H210ZM210 48H208V49H210ZM243 48H244V47H243ZM243 48H242V49H243ZM254 48H256V47H254ZM9 49H10V48H9ZM14 49H16V48L14 47ZM34 49H35V48H34ZM48 49H49V48H48ZM48 49H46V50H48ZM162 49H163V48H162ZM171 49H172V48H171ZM202 49H204V48L202 47ZM202 49H201V50H202ZM217 49H218V48H217ZM228 49H229V48H228ZM237 49H238V48H237ZM22 50H23V49H21L20 51H22ZM38 50L40 51V49H38ZM49 50H50V49H49ZM60 50H61V49H59L58 51H60ZM65 50H66V49H65ZM68 50H69V49H68ZM84 50H85V49H84ZM134 50H135V49H134ZM184 50H185V48H184ZM191 50H192V49H191ZM195 50H196V49H195ZM212 50H213V49H212ZM23 51H24V52H27V51H25V50H23ZM23 51H22L21 53H23ZM35 51L37 52V49H35ZM86 51H87V50H86ZM93 51H94V50H93ZM160 51H161V50H160ZM162 51H163V50H162ZM178 51H179V50H178ZM185 51H188V50H185ZM197 51H198V50H197ZM203 51H204V50H203ZM209 51H210V50H208L207 52L209 53ZM236 51H237V50H236ZM261 51H262V50H261ZM5 52H6V51H5ZM5 52H4V54L6 55L7 53H5ZM9 52H10V51H9ZM9 52H8V53H9ZM17 52H18V51H17ZM31 52H32V51H31ZM43 52H44V51H43ZM53 52H54V50H53ZM53 52H52V50H50V53L48 52L50 55H51V53H52V56H49V57H46L47 55H42V56L39 55L40 58H38V57H39L38 55H37V57L35 56L36 53H35V55H33V56H35L36 58L40 59V61L43 63V66L46 65L45 67L48 66L47 68L50 67V69H52L51 66H49V65H52V64L54 63L55 66H56L57 63H55V60H56V59L59 60V58L61 59V57H62V53H61V51H60V54H59L60 56L58 55V53H57L58 56L56 55V51H55V54H54ZM62 52H63V51H62ZM66 52H67V51H66ZM77 52H79V51H77ZM83 52H84V51H83ZM131 52H132V51H131ZM141 52H142V51H141ZM157 52H158V51H157ZM163 52H164L165 56L167 57V59H168V56H169V58H170V55L173 54V51L170 50L168 47H167V49L164 48V51H163ZM229 52H230V51H229ZM255 52H256V51H255ZM19 53H20V52H19ZM21 53H20V54H21ZM33 53H34V52H32V54H33ZM44 53H45V52H44ZM46 53H47V52H46ZM87 53H88V52H87ZM89 53H90V51H89ZM89 53H88V54H89ZM177 53H179V52H177ZM203 53H204V52H203ZM210 53H211V52H210ZM213 53H214V52H213ZM10 54H11V53H10ZM32 54H31V55H32ZM37 54H38V53H37ZM49 54H48V55H49ZM67 54H69V53H67ZM75 54H76V53H75ZM106 54H107V53H106ZM130 54H131V53H130ZM147 54H148V53H147ZM159 54H161V57H159V56H158V57H159L160 59H161V58L163 59V55H164V54H163L162 52L159 53ZM182 54H183V53H182ZM186 54H187V53H186ZM193 54H194V53H193ZM201 54H202V52H201ZM206 54H207V53H206ZM224 54H226V53H224ZM228 54H229V53H228ZM240 54H241V53H240ZM245 54H246V56H247L248 53H245ZM251 54H252V53H251ZM5 55H2V56H5ZM23 55H24L25 57H27V58L23 57ZM23 55H22V54L20 55V57H23V58H21V59H20V58L18 59V58L16 57V58H17V62H18L19 60H20V61L22 60V63H24V61H27V59H28V57H29V54H28V56H26L25 53H24ZM31 55H30V57H31ZM78 55H79V54H78ZM86 55H87V54H86ZM131 55H133V54H131ZM179 55H180V53H179ZM183 55H184V54H183ZM204 55H205V54H204ZM204 55L202 54V56H204ZM217 55H218V54H217ZM6 56H7V55H6ZM8 56H10V55H8ZM64 56H65V54H64ZM64 56H63V58H64ZM71 56H72V55H71ZM83 56H84V55H83ZM102 56H103V55H102ZM127 56H128V55H127ZM171 56H174V57L177 58L178 54H177V56H176L175 54H174V55H171ZM184 56H185V55H184ZM184 56H183V57H184ZM193 56H194V55H193ZM199 56H200V55H199ZM225 56H226V55H225ZM12 57H13V55H12ZM58 57H59V58H58ZM81 57H82V56H81V54H80V58H81ZM111 57H112V56H111ZM111 57H109V58L112 59L113 57H112V58H111ZM136 57H137V56H136ZM174 57H173V59H174V63H173V64L176 65V66L178 67V64H177V63H179V62H178L179 59H177V62H176V61H175L176 58H174ZM179 57H180V56H179ZM191 57H192V56H191ZM191 57H190V62H191V64L194 66V68H196V66H195L196 63H193V62H196V60L192 62ZM197 57H198V56H197ZM197 57H196V58H197ZM206 57H208V56H206ZM210 57H212V56H210ZM247 57H248V56H247ZM247 57H242V58L244 59V58H247ZM258 57H260V56H258ZM3 58L5 59V61H7V60H6V57H3ZM3 58H2V59H3ZM63 58H62V60H63ZM143 58H144V57H143ZM180 58H182V56H181ZM184 58L186 59V57H184ZM187 58H188V59H186L185 61L189 60V57H188V56H187ZM204 58H205V57H204ZM249 58H250V57H249ZM7 59H8V58H7ZM10 59H11V58H9V61H10ZM14 59H15V58H14ZM89 59H90V58H89ZM89 59H88V60H89ZM92 59H93V58H92ZM101 59L103 60V58H101ZM107 59H108V58H107ZM110 59H109V60H110ZM114 59H115V57H114ZM173 59L170 58L169 61H171V60L173 61ZM193 59H194V58H193ZM201 59H202V57H201ZM201 59H200V61H201ZM206 59H207V58H206ZM214 59H215V58H214ZM243 59H242V60H243ZM252 59H253V58H252ZM252 59H251V60H252ZM28 60H29V59H28ZM80 60H81V59H80ZM85 60H86V59H85ZM90 60H91V59H90ZM145 60L147 61V59H145ZM145 60H144V61H145ZM148 60H150V58H149ZM164 60H165V59H164ZM210 60H211V59H210ZM245 60H246V59H245ZM245 60H243V61H245ZM0 61H1V60H0ZM9 61H8V62H9ZM11 61H12V60H11ZM29 61L32 62L31 59H30ZM29 61H28V62H29ZM36 61H37V59H36ZM56 61H57V60H56ZM66 61H67V59H66ZM94 61H98V60H94ZM99 61H100V60H99ZM99 61H98V62H99ZM103 61H104V60H103ZM179 61H180V60H179ZM236 61H237V60H236ZM243 61H242V64H241V65L244 64ZM248 61H249V59H248ZM8 62H7V63H8ZM13 62H14V61H13ZM17 62H14L15 65H17V64H16ZM28 62H26V63L29 65L30 63H28ZM34 62H35V61H34ZM67 62H69V60H68ZM71 62H72V61H71ZM89 62H91V61H89ZM92 62H93V61H92ZM101 62H102V61H101ZM101 62H99V63L102 65ZM112 62H114V61L112 60ZM140 62H141V61H140ZM167 62H168V61H167ZM167 62L165 63V61H164V64H165V65L162 64L163 62H161V65L157 62V65H155L156 63H154V65L157 66V67H154V66H153V67H154V68H153V67H152L153 64L151 65V67H152L153 69L150 67L151 70H153V71L151 72V71L149 70V71H150L149 77L152 78L153 80H155V81L157 82V83H156V86H158V84H161V83L163 84V83H164V82H160V81H163L164 79L170 78L171 75L173 76V74H170V73H174L175 71H179V70H181V66L179 67V68H180L179 70H175V69H178L176 66H175V68H174V71H172L173 66H172V68L170 67L171 69H170V68L167 69V68H166V66L168 67V63H167ZM187 62H188V61H187ZM190 62H189V63H190ZM217 62H218V61H217ZM240 62H241V60H240ZM252 62H253V61H252ZM263 62H264V61H263ZM1 63H2V62H1ZM1 63H0V65H2ZM3 63H4L5 66L7 65V67H12V69H11V68L9 69V68H6L4 65H2V66H4V67L7 69V71H8L9 73H10L13 69H15V65H13L14 63L12 64V63L9 62L10 64H9V63H8V64L11 65V66H9V65H8L7 63H5V62H3ZM61 63H62V62H61ZM63 63H64V62H63ZM75 63H76V62H75ZM107 63H108V62H107ZM138 63H139V62H138ZM142 63H143V62H142ZM144 63H145V62H144ZM144 63H143V64H144ZM148 63H149V62H148ZM148 63H147V64H148ZM170 63H172V62H170ZM170 63H169V64H170ZM180 63H181V62H180ZM222 63H223V62H222ZM20 64H21V63H20ZM24 64H25V63H24ZM24 64H23V67H24ZM31 64H32V63H31ZM40 64H41V63H40ZM58 64H59V63H58ZM64 64H65V63H64ZM76 64H77V63H76ZM93 64H96V63H92V65H93ZM97 64H98V63H97ZM97 64H96V65H97ZM115 64H116V63H115ZM139 64H140V63H139ZM150 64H151V63H149L148 65L150 66ZM158 64H159L160 66H159ZM194 64H195V65H194ZM203 64L205 65V62H204ZM207 64H208V63H207ZM227 64H228V63H227ZM247 64H248V63H247ZM59 65H60V64H59ZM89 65L91 66V63H89L88 66H89ZM119 65H120V63H119ZM126 65H127V64H126ZM145 65H146V64H145ZM244 65H245V64H244ZM261 65H262V63H261ZM261 65H258V66L261 68ZM19 66L21 67L22 65H19ZM40 66H41V67H40ZM40 66L38 65V67H40L41 69H43V70L45 69L42 65H40ZM66 66H67V65H66ZM69 66H70V65H69ZM73 66H74V65H73ZM97 66H98V65H97ZM99 66H100V65H99ZM108 66H109V64H108ZM124 66H125V65H124ZM127 66H128V65H127ZM136 66H137V65H136ZM141 66H142V65H141ZM149 66H148V67H149ZM169 66H170V65H169ZM224 66H225V65H224ZM238 66H239V65H238ZM255 66H256V64H255ZM258 66H257V67H258ZM4 67H3V68H4ZM17 67H18V65H17ZM20 67H18V70H20V69H19ZM35 67H36V66H35ZM53 67H54V66H53ZM93 67H94V66H93ZM100 67H101V66H100ZM114 67H117V65L114 66ZM146 67H147V65H146ZM148 67H147V68H148ZM218 67H219V66H218ZM221 67H222V66H221ZM3 68L1 67V70H2V71L0 70V73H2V74L6 72ZM26 68H28V70H29V66H26ZM96 68H97V67H96ZM96 68H95V69H96ZM101 68H103V67H101ZM109 68H110V67H109ZM141 68H142V67H141ZM150 68H148V69H150ZM197 68H198V67H197ZM212 68H213V67H212ZM227 68H228V67H227ZM8 69H9V70H8ZM16 69H17V68H16ZM21 69H22V68H21ZM30 69H31V68H30ZM72 69H73V68H72ZM89 69H90V68H89ZM91 69H92V68H91ZM121 69H122V67H121ZM123 69H124V68H123ZM128 69H130V68H128ZM135 69H136V68H135ZM137 69H138V68H137ZM139 69H140V68H139ZM142 69H143V68H142ZM192 69H193V68H192ZM218 69H219V68H218ZM225 69H226V68H225ZM234 69H235V68H234ZM240 69H241V67L239 68V70H240ZM24 70H25V69H24ZM34 70H35V68H34ZM99 70H100V69H99ZM119 70H120V69H119ZM145 70H146V69H145ZM169 70H171V71H169ZM196 70H197V69H196ZM229 70H230V69H229ZM4 71H5V72H4ZM73 71H74V70H73ZM88 71H90V70H88ZM116 71H117V70H116ZM125 71H126V70H125ZM132 71H133V70H131V72H132ZM139 71H142V70H139ZM139 71H138V72H139ZM181 71H182V70H181ZM200 71H201V70L199 69V72H200ZM216 71H217V70H216ZM232 71H233V70H232ZM236 71L238 72V70H236ZM242 71H243V70H242ZM242 71H241V72H242ZM8 72H6L5 75L3 74V75L5 76V78L9 75ZM21 72H22V71H21ZM28 72H29V71H28ZM28 72H24V73L27 74ZM43 72H44V71H43ZM71 72H72V71H71ZM91 72H92V71H91ZM91 72H88V74H90ZM118 72H119V71H118ZM120 72H121V71H120ZM127 72H128V71H127ZM227 72H228V71H227ZM229 72H230V71H229ZM241 72H240V73H241ZM263 72H264V71H263ZM18 73H19V72H18ZM65 73H66V72H65ZM72 73H73V72H72ZM92 73H93V72H92ZM125 73H126V72H125ZM132 73H133V72H132ZM136 73H137V72H136ZM140 73H141V72H140ZM177 73H178V72H177ZM182 73H183V71L181 72V76H183ZM184 73H185V72H184ZM184 73H183V74H184ZM186 73H187V72H186ZM220 73H221V72H220ZM6 74H8V75L6 76ZM51 74H53V73H51ZM115 74H116V73H115ZM134 74H135V73H134ZM141 74H142V73H141ZM174 74H175V76L179 75V73H178L177 75H176V73H174ZM216 74H217V73H216ZM222 74H223V73H221L220 75H222ZM226 74H227V73H226ZM236 74H237V73H236ZM242 74H243V73H242ZM11 75H13V74H11ZM63 75H64V73H63ZM74 75H75V72H74ZM116 75H117V74H116ZM135 75H136V74H135ZM144 75H145V74H144ZM205 75H207V74H205ZM228 75H229V74H228ZM259 75H260V74H259ZM51 76H52V75H51ZM53 76H54V74H53ZM55 76H56V75H55ZM65 76H67V75H65ZM65 76H64V77H65ZM70 76H71V75H70ZM70 76H68V77H70ZM92 76L95 77L96 75L94 76V75L92 74ZM97 76H98V75H97ZM121 76H122V75H121ZM145 76H146V75H145ZM181 76H180V77H181ZM187 76H188V75H187ZM233 76H234V74H233ZM10 77H11V76H10ZM61 77H63V76H61ZM68 77H66V78H68ZM93 77H92V78H93ZM127 77H128V76H127ZM129 77H130V76H129ZM183 77H185V76H183ZM183 77H181V78L176 77V78L178 79V81H180L179 84H181V83H182L181 81L184 80V79L182 80ZM211 77H213V76H211ZM220 77H221V76H220ZM220 77H218V78L220 79ZM224 77H225V76H224ZM236 77H237V76H236ZM240 77H241V76H240ZM54 78H55V77H54ZM66 78H65V80H66ZM144 78H145V77H144ZM176 78L174 77L173 79H176ZM205 78H206V81H208V80H207L208 77H205ZM222 78H223V77H222ZM243 78H244V77H243ZM8 79H9V77H8ZM59 79H60V78H59ZM63 79H64V78H63ZM79 79H80V78H78V81H80ZM89 79H91V76H90ZM94 79H95V78H94ZM94 79H91V80H94ZM96 79H97V77H96ZM96 79H95L94 81H96ZM98 79H100V77H99ZM147 79H148V78H147ZM171 79H172V78H171ZM177 79H176V82L178 83ZM202 79H203V78H202ZM228 79H229V78H228ZM55 80H56V79H55ZM65 80H64V82L66 83ZM91 80H90V81H91ZM100 80H101V79H100ZM145 80H146V79H145ZM148 80H149V79H148ZM148 80H147V81H148ZM167 80H168V79H167ZM167 80H166V81H167ZM214 80H215V79H214ZM214 80H212V81H214ZM1 81H2V80H0V82H1ZM101 81H102V80H101ZM147 81H145V82L148 83ZM155 81H154V82L152 81L153 83L151 82V85L153 84L152 86H153L154 88L156 87V86H154ZM170 81H171V80H170ZM219 81H221V79H220ZM2 82H3V81H2ZM4 82H5V81H4ZM57 82H58V81H57ZM57 82H56V83H57ZM61 82H62V81H61ZM69 82H70V81H69ZM82 82H83V81H82ZM98 82H99V80H98ZM143 82H144V81H143ZM143 82H142V84H143ZM149 82H150V81H149ZM158 82H159V83H158ZM173 82H174V81H172V82H169V81H168V82L165 84L166 86H165V85H163V86L167 87V85H168L169 83L173 85ZM242 82H244V81H242ZM245 82H246V81H245ZM245 82H244V84H245ZM43 83H44V82H43ZM43 83L40 82V84H38V85H39V90L42 89V91L40 90L41 92H43V88H44V90H47V89L51 88V87H49L50 85H49V86H45V85H43ZM62 83H63V82H62ZM91 83H92V81H91ZM99 83H100V82H99ZM102 83H103V82H102ZM183 83H184V82H183ZM247 83H248V82H247ZM7 84H8V83H7ZM7 84H6V85H7ZM36 84H37V83H36ZM48 84H49V83H48ZM57 84H58V83H57ZM59 84H60V83H59ZM66 84H67V86H69V85H68V84H69L68 81H67ZM87 84H88V83H87ZM93 84H94V83H93ZM100 84H101V83H100ZM109 84H110L109 87H104L106 84H104V86H101V87H103L104 90L108 89V91H109V90H110V89H109L110 86H113V85H111V82H110ZM149 84H150V83H149ZM149 84H148V85H149ZM206 84H207V83H206ZM208 84H209V81H208ZM213 84H214V83H212V85H213ZM244 84H243V85L240 84V85L243 87ZM3 85H4V87H5V84H4V83H3ZM3 85H2V87H3ZM63 85H64V83H63ZM85 85H86V84H85ZM85 85H83V86L85 87ZM97 85H99V84L97 83ZM175 85H176V84H174L173 86H175ZM181 85H182V84H181ZM204 85H205V84H204ZM204 85H203V86H204ZM214 85H216V84H214ZM214 85H213V87H214ZM245 85H246V84H245ZM262 85H263V83H262ZM14 86H15V85H14ZM67 86H66V87H67ZM71 86H72V85H71ZM71 86H70V89H71ZM88 86H89V85H88ZM95 86H96V85H95ZM106 86H107V85H106ZM117 86H118V85H117ZM141 86H142V85H141ZM149 86H150V85H149ZM152 86H150L149 88H151ZM159 86H160V85H159ZM177 86H178V85H177ZM203 86H202V87H203ZM247 86H248V85H247ZM249 86L251 87V85H249ZM11 87H12V86H11ZM36 87H37V86H36ZM36 87H35V90H36ZM45 87H46V89H45ZM72 87H74V85H73ZM96 87H97V86H96ZM101 87H100V88H101ZM119 87H120V86H119ZM138 87H139V86H138ZM146 87H147V86H146ZM153 87L151 88V91H152V89H153V90H154L153 93L155 94L156 91L158 92V87L155 88L156 90H155ZM160 87H161V86H160ZM169 87H171V86L169 85ZM169 87H168V89H167L168 92H169ZM215 87H216V86H215ZM234 87H235V86H234ZM238 87H239V85H238ZM250 87H249V88H250ZM8 88L10 89V87H8ZM8 88H6V89H8ZM56 88H57V87H56ZM100 88H99V89H100ZM105 88H106V89H105ZM113 88H114V87H113ZM113 88H112V89H113ZM123 88H124V86H123ZM135 88H136V87H135ZM174 88H175V87H174ZM205 88H207V87L205 86ZM208 88H209V87H208ZM208 88H207V90H208ZM217 88H218V87H217ZM239 88H240V87H239ZM243 88H244V87H243ZM243 88H242V89L240 88L241 91L243 90ZM246 88H247V87H246ZM246 88H245V90L248 89V88H247V89H246ZM12 89H13V88H12ZM17 89H18V88H17ZM37 89H38V87H37ZM52 89H53V88H51V91H52ZM97 89H98V88H97ZM144 89H145V88H144ZM146 89H148V88H146ZM163 89H165V88H163ZM171 89H172V87L170 88V90H171ZM59 90H60V89H59ZM68 90H69V89H68ZM75 90H76V91H79L80 89L77 90V89L75 88ZM75 90H74V88H72V90L69 91L71 96H72V93H73ZM101 90H103V89L101 88ZM113 90H114V89H113ZM117 90H118V89H117ZM128 90H129V89H128ZM133 90H134V89H133ZM165 90H166V89H165ZM165 90H164V91H165ZM224 90H225V89H224ZM245 90H243V91H245ZM47 91H49V90H47ZM53 91H54V90H53ZM53 91H52V92H53ZM55 91H57V90H55ZM76 91H75V93H73V94H76ZM110 91H111V90H110ZM135 91H136V90H135ZM135 91H134L133 93H132V91L130 92V93H132V98H131V99H133V97L136 98V97H138V96L141 95V93H137V91H136V92H135ZM138 91H140V90L138 89ZM151 91L149 90V92H147V93L150 94ZM164 91H163V92H164ZM208 91H209V90H208ZM213 91H215V90H213ZM249 91H250V90H249ZM252 91H253V90H252ZM255 91H257V90H255ZM11 92H12V91H11ZM17 92H18V91H17ZM19 92H20V91H19ZM19 92H18V93H19ZM45 92H46V91H44L43 93L45 94ZM57 92H58V91H57ZM125 92H126V91H125ZM125 92H124V95L126 94ZM141 92H142V91H141ZM159 92H160V88H159ZM12 93H14V92H12ZM59 93L61 94V92H59ZM153 93H152V94H153ZM169 93H170V92H169ZM211 93H212V92H211ZM215 93H216V91H215ZM247 93H248V92H247ZM255 93H257V92H255ZM46 94H49V92L46 93ZM52 94H53V93H51V96H52ZM54 94L56 95L57 93L54 92ZM148 94H147V96H149ZM164 94H165V93H164ZM236 94H237V93H236ZM250 94H251V92H250ZM137 95H138V96H137ZM143 95H146V94L143 93ZM159 95H162V94L159 93ZM262 95H263V93H262ZM262 95H261V96H262ZM65 96H66V95H65ZM65 96H64V97H65ZM73 96H74V95H73ZM128 96H129V95H128ZM141 96H142V95H141ZM150 96H151V94H150ZM150 96H149V97H150ZM155 96H156V99L158 100V98H159V97H158V94H157V95L155 94ZM238 96H239V95H238ZM243 96H244V95H243ZM255 96H256V95H255ZM255 96H254V97H255ZM56 97H57V98H60V97H58V96H56ZM56 97H55V98H56ZM64 97H62V98H64ZM142 97H146V96H142ZM153 97H154V96L152 95V98H153ZM160 97H162V96H160ZM176 97H177V96H176ZM213 97H214V96H213ZM250 97H251V95H250ZM257 97H258V96H257ZM72 98H73V97H72ZM150 98H151V97H150ZM152 98H151V99H152ZM168 98H169V97H168ZM210 98H211V97H210ZM214 98H215V97H214ZM238 98H239V97H238ZM247 98H248V97H247ZM64 99H66V98H64ZM68 99H69V98H68ZM120 99H122V97H121ZM123 99H124V98H123ZM125 99H126V97H125ZM125 99H124V100H125ZM139 99H140V97H139ZM154 99H155V97H154ZM177 99H178V98H177ZM202 99H203V98H202ZM217 99H218V98H217ZM252 99H253V98H252ZM256 99H257V98H256ZM260 99H261V98H260ZM137 100H138V99H137ZM143 100L145 101V99H143ZM143 100H142V98H141V101H143ZM179 100L181 101L182 99L179 98ZM179 100H178V101H179ZM210 100H211V99H210ZM212 100H213V99H212ZM59 101H61V100H59ZM68 101H69V100H67V104H66L67 107H69V105H68ZM70 101H71V100H70ZM70 101H69V102H70ZM73 101H74V100H73ZM125 101H127V99H126ZM144 101H143V102H144ZM151 101H152V100H151ZM191 101H192V99H191ZM191 101H190V102H191ZM203 101H204V102H207V101H205V100H203ZM224 101H225V100H224ZM232 101H233V100H232ZM61 102H62V101H61ZM64 102H65V101H64ZM64 102H63V103H64ZM127 102H128V101H127ZM131 102L134 103L133 101H131ZM143 102H142V103H143ZM146 102H147V101H146ZM156 102H157V101H156ZM164 102H165V101H164ZM164 102H163V103H164ZM184 102H185V101H184ZM190 102H189V103H190ZM208 102H209V101H208ZM245 102H246V101H245ZM65 103H66V102H65ZM70 103H71V102H70ZM70 103H69V104H70ZM89 103H90V102H89ZM91 103H92V102H91ZM113 103H114V102H113ZM113 103H112V104H113ZM116 103H117V102H116ZM116 103H115V104H116ZM122 103H123V105H124L125 102L123 101ZM139 103H141L140 100H139ZM151 103H153V101H152ZM174 103H175V102H174ZM187 103H188V101L186 102V104H187ZM192 103H193V102H192ZM247 103H248V101H247ZM125 104H126V103H125ZM127 104H128V103H127ZM143 104H144V103H143ZM158 104H159V103H158ZM158 104H157V105H158ZM161 104H162V103H161ZM182 104H183V103L180 102V103H179L180 106H179V105H178V106H179V107H182V108L185 107V106H184L185 104H183V106H182ZM202 104H205V103H202ZM207 104H208V103H207ZM209 104H210V103H209ZM213 104H214V103H213ZM228 104H229V103H228ZM60 105H61V104H60ZM76 105H77V104H74V105H73V102H72V104H70V107H69L68 109H71V108L77 107L78 105H77V106H76ZM79 105H81V104H79ZM85 105H86V104H85ZM90 105H92V104H90ZM108 105H109V104H108ZM132 105H133V104H132ZM150 105H151V104L149 103V106H150ZM159 105H160V104H159ZM229 105H230V104H229ZM234 105H236V104H234ZM250 105H251V104H250ZM250 105H249V106H250ZM31 106L33 107L34 105H31ZM62 106H63V105H62ZM105 106H106V105H105ZM113 106H114V105H113ZM124 106H125V105H124ZM124 106H122V107H124ZM133 106H134V105H133ZM160 106H161V105H160ZM178 106H177V109H178ZM193 106H194V105H193ZM204 106H205V105H204ZM212 106H213V105H212ZM249 106H248V107H249ZM259 106L261 107V104H260ZM263 106H264V104H263ZM26 107H27V106H26ZM26 107H24V109H25ZM83 107H84V108H85V107H86V108H87V107L90 108L91 106H83ZM114 107H115V106H114ZM114 107H111V108H114ZM122 107L119 106V108H122ZM147 107H148V106H147ZM151 107H152V106H151ZM151 107H150V109L152 110L153 107H152V108H151ZM155 107H156V106H155ZM219 107H220V106H219ZM219 107H218V108H219ZM248 107H247V108H248ZM34 108H35V107H34ZM92 108H93V107H92ZM97 108H98V107H97ZM117 108H118V107H116V109L114 108L115 111H114V110H113V111L116 112V111H117ZM131 108H132V107H131ZM202 108H203V107H202ZM202 108H201V109H202ZM210 108H211V107H210ZM214 108H215V107H214ZM235 108H236V107H235ZM30 109H31V108H30ZM37 109H38V107H37ZM65 109H66V108H65ZM74 109H75V108H74ZM100 109H101V108H100ZM127 109H128V108H127ZM127 109H126V110H127ZM146 109H147V108H146ZM179 109H180V108H179ZM188 109H189V108H188ZM191 109H192V108H191ZM195 109H196V108H195ZM197 109H200V107H198ZM201 109H200V110H201ZM211 109H212V108H211ZM215 109H216V108H215ZM26 110H27V108H26ZM91 110H93V109H91ZM101 110H102V109H101ZM109 110H110V108H109ZM118 110H119V109H118ZM120 110H122V111L124 110V111H125V108L120 109ZM120 110H119V112H118V111H117V112H118V114H119L120 117H121V116H123L124 112H123V114H122V111H120ZM154 110H157V111H158L157 108H154ZM182 110L184 111V110H186V108H185V109H182ZM212 110H213V109H212ZM216 110H217V109H216ZM238 110H239V109H238ZM22 111H23V109H22ZM76 111H77V110H75V112H76ZM157 111H156V112H155V111H154V112H150V113H151V115H150V116H151V117H150L151 120H152V118L154 119V117H158V116H160V114H158L159 111H158V112H157ZM179 111H181V110H179ZM194 111H195V110H194ZM196 111H197V114H198V110H196ZM204 111H205V109H204ZM213 111H214V110H213ZM213 111H211V112H213ZM223 111H224V110H223ZM230 111H232V110H230ZM25 112H26V113H31L32 111H31V112H30V111H29V112L25 111ZM33 112L35 113V112H37V111H36L35 109H33ZM38 112L40 113V111H38ZM68 112H69V113H67V114H71V113H70L71 110L68 111ZM75 112H74V113H75ZM160 112H161V111H160ZM188 112H189V111H188ZM201 112H202V111H201ZM239 112H240V111H239ZM242 112H243V114L245 113L244 111H242ZM249 112H250V111H249ZM34 113H33V114H34ZM74 113H72V114H74ZM125 113H126V112H125ZM163 113H164V112H163ZM172 113H174V111H172ZM178 113H179V112H178ZM262 113H263V112H262ZM31 114H32V113H31ZM67 114H66V115H67ZM109 114H110V112H109ZM112 114H113V113H112ZM147 114H149V113H147ZM194 114H196V112H195ZM202 114H203V113H202ZM210 114H211V113H210ZM212 114H213V113H212ZM221 114H222V113H221ZM247 114H248V113H247ZM249 114H250V113H249ZM156 115H157V116H156ZM165 115H166V114H165ZM165 115H164V116H165ZM180 115L183 116V114H182L181 112H180ZM198 115H199V114H198ZM112 116H113V115H112ZM117 116H118V115L115 114L114 118L117 117ZM171 116H172V115H171ZM175 116H176V115H175ZM182 116H181V117H182ZM196 116H197V115H196ZM203 116H204V115H203ZM245 116H246V115H245ZM249 116H250V115H249ZM73 117H75V116H72V118H73ZM160 117H161V116H160ZM177 117H178V116H177ZM177 117H176V118H177ZM208 117H209V116H208ZM263 117H264V116H263ZM111 118H112V117H111ZM111 118H110V119H111ZM167 118H168V117H167ZM170 118H172V117H170ZM176 118H175V119H176ZM185 118H186V117H185ZM193 118H194V116H193ZM193 118H192V119H193ZM195 118H196V117H195ZM215 118H216V117H215ZM215 118H214V119H215ZM218 118H219V117H218ZM226 118H227V117H226ZM246 118H247V117H246ZM70 119H71V118H70ZM74 119H75V118H74ZM77 119H78L79 122H83V121L79 120V117H77ZM108 119H109V118H108ZM155 119H156V118H155ZM179 119H180V118H179ZM179 119H178V120H179ZM181 119H182V118H181ZM187 119H188V118H187ZM203 119H204V118H203ZM214 119H213V121H215ZM234 119H235V118H234ZM114 120H115V119H114ZM114 120H113V118H112V120H111V121H112V124H111V125H113ZM121 120H122V118H121ZM171 120H172V119H171ZM183 120H184V119H183ZM196 120H197V119H196ZM204 120H205V119H204ZM241 120H242V119H241ZM249 120L251 121V119H249ZM75 121H76V120H74L73 122H75ZM152 121H153V120H152ZM154 121H156V120H154ZM167 121H169V118L167 119ZM185 121H186V120H185ZM200 121H201V120H200ZM222 121H224V120H222ZM76 122H77V121H76ZM76 122H75V123H76ZM147 122H148V121H147ZM158 122H159V121H158ZM158 122H157V124H156L157 126H159L158 124H160V123H158ZM170 122H171V121H170ZM173 122H174V121H173ZM177 122L180 123L179 121H177ZM186 122H187V121H186ZM191 122H192V121H191ZM204 122H205V121H204ZM2 123H3V122H2ZM83 123H85V122H83ZM83 123H82V124H83ZM148 123H149V122H148ZM171 123H172V122H171ZM174 123H175V122H174ZM192 123H193V122H192ZM214 123H215V122H214ZM247 123H248V122H247ZM3 124H4V123H3ZM149 124H150V123H149ZM183 124H184V123H183ZM201 124H202V123H201ZM201 124H199V125H201ZM240 124H241V122H240ZM5 125H6V124H5ZM166 125H169V122H168ZM179 125H180V124H179ZM179 125H178V126H179ZM181 125H182V124H181ZM202 125L204 126V124H202ZM206 125H207V124H206ZM212 125H214V124H212ZM229 125H231V124L229 123ZM114 126H116V125H114ZM147 126H148V125H147ZM149 126H150L149 128H151V125H149ZM154 126H155V125H154ZM160 126H161V125H160ZM162 126H163V125H162ZM173 126H174V124H173ZM173 126H172V127H173ZM178 126L176 125L175 127H178ZM182 126H183V125H182ZM197 126H198V125H197ZM207 126H208V125H207ZM219 126H220V125H219ZM247 126H248V125H247ZM152 127H153V125H152ZM155 127H156V126H155ZM163 127H165V126H163ZM169 127H170V125H169ZM175 127H174V128H175ZM183 127H184V126H183ZM212 127H213V126H212ZM217 127H218V124H217ZM220 127H221V126H220ZM242 127H243V126H242ZM256 127H257V126H256ZM149 128L147 127V130H148ZM160 128H161V127H160ZM160 128H159V130H160ZM178 128H180V126H179ZM178 128H177V129H178ZM214 128H216V127L214 126ZM247 128H248V127H247ZM249 128H250V127H249ZM22 129H23V128H22ZM31 129H32V128H31ZM151 129H152V128H151ZM157 129H158V127H157ZM157 129L155 128V129H154V132H155V130L157 131ZM164 129H165V128H164ZM187 129H188V128H187ZM212 129H213V128H212ZM218 129H219V127H218ZM225 129H226V128H225ZM242 129H243V128H242ZM252 129H253V128H252ZM159 130H158V131H159ZM167 130H168V129H167ZM171 130H173V129H171ZM171 130L169 131L170 133H171ZM180 130H181V128H180ZM183 130H184V129H183ZM188 130H189V129H188ZM220 130H221V129H220ZM248 130H250V129H248ZM149 131H150V130H149ZM174 131H177V130H176V129L173 130V131H172V135L169 133L171 136H169V135H168V136H169V137H173V134H174L173 132H174ZM178 131H179V130H178ZM194 131H195V130H194ZM196 131H197V130H196ZM246 131H247V130H246ZM250 131H251V130H250ZM260 131H261V130H260ZM25 132L27 133L26 130H25ZM146 132H147V131H146ZM162 132H163V131H162ZM165 132L167 133L168 131H165ZM165 132H163V134H164ZM200 132H201V131H200ZM204 132H205V131H204ZM214 132H217V130H215ZM214 132H213V133H214ZM232 132H233V134L235 133V131H233V130H232ZM252 132H253V131H252ZM18 133H20V131H19ZM28 133H29V132H28ZM150 133H151V132H150ZM156 133H157V132H156ZM158 133H160V132H158ZM158 133H157V134H158ZM176 133H178V132H176ZM179 133H181V132H179ZM179 133H178V134H179ZM206 133H207V132H206ZM217 133H218V132H217ZM220 133H221V132H220ZM225 133H226V132H225ZM227 133H228V132H227ZM167 134H168V133H167ZM218 134H219V133H218ZM246 134H248V133H246ZM252 134H253V133H252ZM63 135H64V134H63ZM75 135H77V134H75ZM152 135H153V133H151V137H152ZM165 135H166V134H165ZM181 135H182V134H181ZM202 135H203V134H202ZM216 135H217V134H216ZM219 135H220V134H219ZM228 135H229V134H228ZM228 135H227V137H228ZM231 135H232V134H231ZM257 135H258V133H257ZM259 135H260V134H259ZM261 135L264 136V134H261ZM154 136H155V135H154ZM158 136H159V134H158ZM161 136H162V135H161ZM178 136H179V135H178ZM199 136H200V135H199ZM213 136H214V135H213ZM213 136H210V137H213ZM221 136H223V135L221 134ZM232 136H233V135H232ZM234 136H235V135H234ZM253 136H254V134H253ZM62 137H64V136H62ZM72 137H73V136H72ZM76 137H77V136H76ZM147 137H148V136H147ZM162 137H163V136H162ZM162 137H160V139H161ZM165 137H166V136H165ZM175 137L178 138V137H177V134L175 135ZM179 137H180V136H179ZM219 137H220V136H219ZM223 137H224V136H223ZM246 137L248 138L247 135H246ZM259 137H261V136H259ZM79 138H80V137H79ZM148 138H149V137H148ZM148 138H147V139H148ZM156 138H158V137H156ZM176 138H175V139H176ZM201 138H202V137H201ZM215 138H216V137H215ZM70 139H71V138H70ZM151 139H152V138H151ZM160 139H159V140H160ZM182 139H183V138H182ZM198 139H199V138H198ZM204 139H205V138H204ZM213 139H214V138H213ZM262 139H263V137H262ZM32 140H33V139H32ZM63 140H64V139H63ZM163 140H164V139H162V141H163ZM202 140H203V139H201V141H202ZM241 140H242V139H241ZM263 140H264V139H263ZM26 141H27V140H25V142H26ZM67 141H68V140H67ZM70 141H71V140H70ZM154 141H156V139H155ZM168 141H170V140H168ZM168 141H167V142H168ZM179 141H180V140H179ZM197 141H198V140H197ZM218 141H219V140H218ZM230 141H231V140H230ZM242 141H243V140H242ZM254 141H255V140H254ZM27 142H28V141H27ZM29 142L32 144L31 141H29ZM29 142H28V143H29ZM75 142H77V141H75ZM75 142H74V143H75ZM82 142H84V141H82ZM160 142H161V141H160ZM177 142H178V141H177ZM180 142H181V141H180ZM182 142H183V140H182ZM182 142H181V143H182ZM240 142H241V141H240ZM250 142H252V141H250ZM250 142H248V143H249L248 145H247V142H246V144L244 145V146H245V147H244L245 149H243V148L241 147V151H243V153H244L245 151L248 153V154H247V153H244L245 156H246V154L249 155V156L251 155V157L248 156V158H250V159H247V157L245 158V159L248 160L249 163H251L250 161H251L252 159H253V161H254V159H255L254 156L252 155V152H253V154L256 155V152H257V151H258V152H257V154H258V153H261V152H259V150H260V151H261L262 149L264 150V147H263V146L259 148L260 145L257 147V145H253V144H251ZM30 143H29V144H30ZM68 143H69V141H68ZM74 143H73V144H74ZM80 143H81V142H80ZM168 143H171V142H168ZM232 143H233V142H232ZM232 143H231V144H232ZM237 143L239 144V142H237ZM256 143H257V142H256ZM260 143H261V141H260ZM61 144H62V146H63V143H61ZM69 144H72V142L69 143ZM75 144H76V143H75ZM78 144H79V143H78ZM182 144H183V143H182ZM205 144H206V143H205ZM224 144H225V143H224ZM227 144H228V142H227ZM233 144L235 145V143H233ZM240 144H243V143L241 142ZM26 145H27V143H26ZM32 145H33V144H32ZM66 145H68V144L66 143L65 146H66ZM246 145H247L248 147H247ZM249 145H250V147H249ZM261 145H262V144H261ZM78 146H79V145H78ZM86 146H87V145H86ZM89 146H90V145H89ZM178 146H179V145H178ZM181 146H182V145H181ZM213 146H214V145H213ZM217 146H218V143H217ZM242 146H243V145H242ZM69 147H70V146H69ZM80 147H81V146H80ZM80 147H79V150H81ZM179 147H180V146H179ZM220 147H221V146H220ZM236 147H239V146H237V144H236ZM26 148H27V147H26ZM62 148H64V147H62ZM62 148H61V150L64 151ZM66 148H68V147H66ZM211 148H213V147H211ZM233 148H234V147H233ZM0 149H1V145H0ZM83 149L85 150V147H83ZM86 149H87V148H86ZM215 149H217V148H215ZM220 149H221V148H220ZM238 149H239V148H238ZM2 150H3V149H2ZM55 150H56V149H55ZM69 150H70V149H69ZM69 150H68V151H69ZM209 150H210V148H209ZM223 150H224V149H223V147H222V150H221V151L223 152ZM6 151H7V150H6ZM6 151H4V152H6ZM65 151L68 152L67 150H65ZM70 151L73 152V149L70 150ZM82 151H83V150H82ZM210 151H211V150H210ZM221 151H220V152H221ZM226 151H228V149H227ZM239 151H240V150H239ZM0 152H1V151H0ZM32 152H33V151H32ZM59 152H61V151H58V150H57V153H58V154H59ZM66 152H65V153H66ZM74 152H75V150H74ZM79 152H80V151H79ZM172 152L175 153V152H177V151H176V150H173ZM218 152H219V150H218ZM222 152H221V153H222ZM224 152H225V151H224ZM224 152H223V153H224ZM230 152H231V151H230ZM263 152H264V151H263ZM1 153H2V152H1ZM33 153H34V152H33ZM85 153H86V152H85ZM85 153H83V154H85ZM237 153H238V152H237ZM3 154H4V153H3ZM63 154H64V153H63ZM70 154H72V153H70ZM135 154H136V153H135ZM172 154H173V153H172ZM216 154H217V153H216ZM219 154H220V153H219ZM219 154H218V155H219ZM241 154H242V153H241ZM261 154H262V153H261ZM74 155H75V154H74ZM173 155H175V154H173ZM177 155H178V154H177ZM63 156H64V155H63ZM86 156H87V155H86ZM175 156H176V155H175ZM178 156H179V155H178ZM224 156H225V154H224ZM227 156H228V154H227ZM233 156H234V155H233ZM242 156H243V154H242ZM252 156H253V157H252ZM258 156H259V155H258ZM236 157H237V155H236ZM256 157H257V155H256ZM3 158H4V157H3ZM179 158H180V156H179ZM230 158H232V157H230ZM230 158H229V159H230ZM233 158H235V156H234ZM240 158H241V157H240ZM242 158H243V157H242ZM242 158H241V159H242ZM263 158H264V157H263ZM263 158H262V159H263ZM235 159L237 160V158H235ZM257 159H258V158H257ZM176 160H177V159H176ZM192 160H193V159H192ZM199 160H200V159H199ZM201 160H202V159H201ZM243 160H244V159H243ZM249 160H250V161H249ZM45 161H46V160H45ZM204 161H205V160H204ZM253 161H252V162H253ZM255 161H256V159H255ZM259 161H260V160H259ZM173 162H174V161H173ZM212 162H213V161H212ZM212 162H210V163H212ZM237 162H238V160H237ZM239 162H240V161H239ZM244 162H246V161L244 160ZM263 162H264V161H263ZM168 163H169V162H168ZM170 163H171V162H170ZM190 163H191V162H190ZM202 163H204V165H203V166H204V173H203V170H201V169H203V168L200 167V164L198 165L199 167L197 166V169L199 168L198 170L201 171L203 174H205V171H208V172L210 171V170H207V169H209V167L206 169V167L208 166V165H207L208 161L206 160V163H205V162H202ZM214 163H215V162H214ZM256 163H257V161H256ZM55 164H56V163H55ZM166 164H167V163H166ZM179 164H180V163H179ZM212 164H213V163H212ZM236 164H237V163H236ZM241 164H242V163H241ZM243 164H244V163H243ZM245 164H246V163H245ZM253 164H254V163H253ZM6 165H8V164H6ZM169 165H170V164H169ZM171 165H172V164H171ZM188 165H189V164H188ZM206 165H207V166H206ZM225 165H226V164H225ZM246 165H247V164H246ZM255 165H256V164H255ZM176 166H177V165H176ZM192 166H193V165H192ZM210 166H211V164H210ZM220 166L222 167L223 165L221 164ZM228 166L230 167V165H228ZM256 166H259V165L257 164ZM171 167H172V166H171ZM178 167H179V166H178ZM212 167H213V165H212ZM225 167H227V165H226ZM232 167H233V166H232ZM260 167H261V166H260ZM11 168H12V167H11ZM45 168H46V167H45ZM55 168H56V167H55ZM58 168H59V167H58ZM116 168H117V167H116ZM166 168H167V167H166ZM181 168H182V167H181ZM190 168H191V167H190ZM190 168H189V169H190ZM210 168H211V167H210ZM236 168H237V167H236ZM238 168H239V166H238ZM248 168H249V169H246V172L248 173L247 170H249V172H251L250 175L255 174V172L258 171V170L256 171V168H257V167L254 168V165H252V164H251V165L249 164V167H248ZM52 169H53V168H52ZM173 169H175V168H173ZM189 169H187V170L189 171ZM193 169H194V167H193ZM212 169H213V168H212ZM212 169H211V170H212ZM224 169L226 170V168H224ZM224 169H223V170H224ZM233 169H234V168H233ZM259 169H262V171H263L264 166H262V167L259 168ZM22 170H23V169H22ZM57 170H58V169H57ZM57 170H56V172H57ZM112 170H113V169H112ZM122 170H124V169H122ZM182 170H183V169H182ZM198 170H197V172H199ZM214 170H215V169H213V171H214ZM219 170H220V169H219ZM219 170H218V171H219ZM229 170H230V168H229ZM53 171H55V169H54ZM127 171H128V170H127ZM178 171H179V170H178ZM178 171L175 170V173H177ZM180 171H181V170H180ZM180 171H179V172H180ZM191 171H192V169H191ZM218 171H217V172H218ZM227 171H228V168H227ZM234 171H235V169H234ZM262 171H261V173H262ZM11 172H12V171H11ZM20 172H21V170H20ZM22 172H23V171H22ZM22 172H21V173H22ZM58 172H59V171H58ZM171 172H173V171H171ZM184 172H185V175H186V171H184ZM210 172H211V171H210ZM210 172H209V174H210ZM219 172H220V171H219ZM224 172H225V171H224ZM229 172H230V171H229ZM259 172H260V171H259ZM263 172H264V171H263ZM13 173H14V172H13ZM54 173H55V172H54ZM91 173H92V172H91ZM100 173H101V172H100ZM114 173H115V171H114ZM181 173H183V172L181 171ZM190 173H191V172H190ZM195 173H196V172H195ZM14 174H15V173H14ZM24 174H25V171H24ZM30 174H31V173H30ZM188 174H189V172H187V176H188ZM196 174L198 175V173H196ZM209 174H205V175L202 177V178L204 179V181H205V178H206L205 176H206V175H208V177L206 178V179H208L209 177L211 178L215 173H214V174L212 173V176H209ZM235 174H236V173H235ZM235 174H234V175H235ZM259 174H260V173H259ZM55 175H56V174H55ZM58 175H59V174H58ZM124 175H125V174H124ZM179 175H180V174H178L177 177H179ZM190 175L192 176L193 173L190 174ZM190 175H189V176H190ZM194 175H195V174H194ZM194 175H193L192 177H195V176H196V175H195V176H194ZM200 175H201V173H200ZM232 175H233V174H232ZM241 175H242V174H240V176H241ZM245 175H246V174H245ZM250 175H249V176H250ZM255 175H256V174H255ZM261 175H262V174H261ZM21 176H24V175H21ZM49 176H50L51 178H53V177H52L53 175L50 174V173L47 174V177H49ZM91 176H93V175H91ZM106 176H107V175H106ZM180 176H183V175H180ZM191 176H190V177H191ZM242 176H243V175H242ZM247 176H248V175H247ZM256 176H257V175H256ZM27 177H28V176H27ZM41 177H43V176H41ZM41 177H40V178H41ZM47 177H46V178H47ZM89 177H90V176H89ZM192 177H191V178H192ZM228 177H229V176H228ZM258 177H260V176H258ZM57 178H58V177H56V179H57ZM92 178H93V177H92ZM92 178H90L91 181H93ZM97 178H98V177H97ZM100 178H101V177H100ZM186 178H187V177H186ZM197 178H200V180L202 179L200 176H199V177L197 176ZM212 178H213V177H212ZM215 178H216V177H215ZM244 178H246V177H244ZM252 178H253V181L251 180ZM256 178H257V177L254 178L253 175H252V177L250 176V181H249L248 184L251 185L252 182H253V184H255L254 182H257V183L260 182V181H258L259 178H257V179H256ZM260 178H261V177H260ZM31 179H32V178H31ZM90 179H89V181H90ZM167 179H168V178H167ZM189 179H190V178H189ZM254 179H255L256 181H254ZM29 180H30V179H29ZM178 180H181V179L178 178ZM198 180H199V179H198ZM209 180H210V179H209ZM247 180H248V179H247ZM247 180H246V183H247ZM260 180H261V179H260ZM26 181L28 182V180H26ZM34 181H35V180H34ZM45 181H46V180H45ZM95 181L97 182V179H96ZM181 181H182V180H181ZM191 181H192V180H191ZM220 181H221V180H220ZM222 181H223V180H222ZM233 181H234V180H233ZM240 181H241V180H240ZM261 181H262V180H261ZM29 182H30V181H29ZM38 182H39V181H38ZM53 182H54V181H53ZM80 182H81V181H80ZM82 182H83V181H82ZM96 182H94V183H96ZM99 182H100V181H99ZM99 182H98V183H99ZM174 182H175V180H174ZM192 182H193V181H192ZM217 182H219V181H217ZM94 183H93L92 185H94ZM98 183H97V184H98ZM116 183H117V182H116ZM121 183H122V182H121ZM126 183H127V182H126ZM172 183H173V182H172ZM177 183H178V181H177ZM177 183H175L174 185L171 186V188L174 187V191L176 190L175 187H176V188H177V187H180V185H181V187H182V184H180V183H182V182H180V183H178V184H177ZM215 183H216V181H215ZM230 183H231V182H230ZM232 183H233V182H232ZM257 183H256V184H257ZM32 184H33V183H32ZM35 184H36V183H35ZM89 184H90V183H89ZM97 184H96V185H97ZM117 184H118V183H117ZM170 184H171V182H170ZM190 184H191V183H188V185H190ZM211 184H212V183H211ZM218 184H219V183H218ZM218 184L216 185V187L218 186V189L220 188L219 195H220V193L222 194V197H221V198H223V197H224V198L227 197L228 195H227V196H225V195H226V192H228L229 189L231 190V188H232L231 184H228V182H227V184H225L224 181L222 182V185L224 184V186H222L221 183H220V185H218ZM243 184H244V183H242V185H243ZM253 184H252L253 187L250 188V186H248V189L251 190L250 193H252L253 196H254V198H255V194L260 195V194L256 193V192L258 191V188L260 189V187H258V186H261V185H262V186L264 187V184L261 183V185H258V184H260V183H258V184H257L258 186H256V184H255V185H253ZM36 185H37V184H36ZM78 185H79V184H78ZM98 185H99V184H98ZM98 185H97V186H98ZM168 185H169V184H168ZM188 185H187V186H188ZM214 185H215V184H214ZM232 185H234V183H233ZM237 185H240V184H237ZM244 185H245V184H244ZM83 186H84V185H83ZM211 186H212V185H211ZM254 186L257 187V190H256V187H255V191H252V189L254 188ZM262 186H261V187H262ZM28 187H29V186H28ZM90 187H91V186H90ZM90 187H88V188H90ZM181 187H180V188H181ZM183 187H184V186H183ZM183 187H182V189H183ZM234 187H235V185H234ZM234 187H233L232 189H234ZM239 187H242V186H239ZM263 187H262V189H264ZM74 188H75V187H74ZM85 188H87V187H85ZM171 188H170V189H171ZM236 188H237V189H241V188H238V186H237ZM27 189H28V188H27ZM191 189H192V188H191ZM214 189H215V188H214ZM237 189H235V191H236ZM28 190H29V189H28ZM72 190H73V189H72ZM250 190H249V191H250ZM253 190H254V189H253ZM174 191L170 190V192H174ZM178 191H179V190H178ZM178 191H176V193H177ZM186 191H187V190H185V192H186ZM193 191H194V190H193ZM235 191H233V192L231 191V192L234 193ZM249 191H248V193H249ZM259 191H260V190H259ZM263 191H264V190H263ZM191 192H192V191H191ZM216 192H217V191H216ZM231 192H230V194H231ZM239 192H241V191L239 190ZM27 193H28V191H27ZM74 193H75V192H74ZM176 193H174V194H176ZM188 193H189V191H188ZM188 193H187V194H188ZM194 193H195V191H194ZM254 193H255V194H254ZM259 193H261V192H259ZM76 194H77V192H76ZM185 194H186V193H185ZM202 194H204V193H202ZM223 194H225V195L223 196ZM227 194H228V193H227ZM230 194H229V195H230ZM71 195H72V194H71ZM79 195H81V194H79ZM182 195H183V194H182ZM217 195H218V194H217ZM232 195H233V194H232ZM232 195H230V196H232ZM234 195H235V194H234ZM234 195H233V196H234ZM236 195H238V194H237V191H236ZM236 195H235V197H234L233 199H232V198H231V199H228V200H229V203H223V202H222L221 204L219 203V206L217 205L216 208L214 207L215 209H217V210H214V212H215V213H216V211H219V212H220V210H221L222 208H224V207H225L224 209L231 208L233 205H234V209H232V210L235 212V211H236V210H235L236 207L239 205V201H240V203H243L244 200H245L246 198H250V200H251V197H252V196H250V197L243 198L245 195H244L243 197H241V194H240L239 196H237V197H238V198H237ZM249 195H250V194H249ZM257 195H256V196H257ZM24 196H26V195H24ZM77 196H78V195H77ZM77 196L73 194V195L71 196V197H72V200H73L74 198L76 199ZM197 196H198V195H197ZM230 196H229V198H230ZM28 197H29V196H28ZM67 197H68V196H67ZM67 197H66V198H67ZM206 197H208V195H207ZM206 197H205L204 195H201V196H200V199L203 200L204 203L207 204V208H208V205L211 206L212 203H210V200H211V199H208V198L205 199ZM215 197H216V195H215ZM215 197H214V198H215ZM239 197H240V198H239ZM258 197H259V196H258ZM66 198H64V199L66 200ZM224 198H223V199H224ZM235 198H237V199H235ZM252 198H253V197H252ZM254 198H253V199H254ZM217 199H220L219 196H218ZM243 199H244V200H243ZM256 199H257V198H256ZM65 200H64V202H65ZM72 200H70V201H72ZM220 200H221V199H220ZM224 200H225V199H224ZM226 200H227V199H226ZM228 200L225 201V202H228ZM247 200H248V199H246L245 204H246V202H248ZM258 200H260V199H258ZM258 200H257V201H256V200H255V201H250L249 204H248V208L245 207L246 205L242 204L243 207L246 208V210H245V208H244V210L241 211V212H239V213H237V212H238V210L240 211V209H239V207H237V212H236L237 214H236V215H233L234 213L231 212L232 210L228 209V210H227V211H229V212H228V215L226 214V215H225L226 217L223 216V215L221 216V217H225L224 220H225V223H226V226H227V230L224 231V230H223L224 228L222 229L223 231H222V230H218L219 232H217V234L221 235L222 238H221L220 236H218V238L220 237V240L218 239V241H217L219 247H218V248H215V250H222V251H223V250H225V251L227 250L228 252H230V251H233V252H234L235 250H236V251L239 250V251H238L239 253H240V250H241V252H242V250H243V251H244V255H245V250H248V249L251 247L252 249H255V251H256L255 253H257V255H258L257 257H258V258L256 257V254H255V255H254V260H255V258H257V260H255L254 262L252 261V263L249 262V264H258L259 261H261V259H262V261H264V237L262 236V235H264V234H262L261 236H260L259 234H257V235H259V236H254V235H256V233H257V229H259L260 226L264 227V211L261 210V209L259 208V205H260L261 203H260ZM262 200H263V199H261L260 201H262ZM75 201H76V200H75ZM95 201H96V200H95ZM180 201H181V200H180ZM198 201H199V200H198ZM198 201H197V202H198ZM215 201H216V200H215ZM191 202H192V201H190V203H191ZM219 202H221V201H219ZM68 203H69V201H68ZM169 203H170V202H169ZM177 203H178V202H177ZM194 203H195V202H194ZM194 203H193V204H194ZM204 203H203V204H204ZM216 203H217V202H216ZM259 203H260V204H259ZM62 204H64V203L62 202ZM65 204H66V206L69 205V204H67V201H66ZM173 204H174V203H173ZM199 204H201V203H199ZM258 204H259V205H258ZM119 205H120V204H119ZM174 205H175V204H174ZM213 205H214V204H213ZM242 205H241V207H242ZM175 206H176V205H175ZM179 206H180V205H179ZM197 206H198V205H197ZM239 206H240V205H239ZM253 206H254V208H253ZM256 206L260 209L258 212H257V211H254V210L258 209ZM262 206H263V205H262ZM171 207H172V205H171ZM183 207H184V206H183ZM205 207H206V206H205ZM211 207H213V206H211ZM211 207H210V208H211ZM243 207H242V208H243ZM185 208H187V207H185ZM201 208H202V207H201ZM207 208H206V209H207ZM232 208H233V207H232ZM252 208H253L254 210H252ZM142 209H144V206H143ZM142 209L140 208L141 211H142ZM150 209H151V208H150ZM171 209H172V208H171ZM202 209H203V208H202ZM224 209H223V210H224ZM153 210H155V209L153 208ZM209 210H210V209H209ZM209 210H207V211H209ZM211 210H213V209L211 208ZM211 210H210V211H211ZM146 211H147V210H146ZM180 211H181V208H180ZM207 211H206V213H207ZM227 211H225V212H227ZM147 212H149V211H147ZM174 212H175V210H174ZM183 212H184V211H183ZM214 212L212 211V213H214ZM223 212H224V211H223ZM230 212L233 213V214H231ZM48 213H49V212H48ZM143 213L145 214V216L148 215L146 212H143ZM169 213H170V212H169ZM172 213H173V212H172ZM178 213H179V212H178ZM208 213H209V212H208ZM212 213H211V214L209 213V214L212 216V215H214V214H212ZM229 213H230V214H229ZM132 214H133V213H132ZM166 214H167V213H166ZM185 214H186V213H185ZM188 214H189V212H188ZM204 214H205V213H204ZM223 214H225V213H223ZM126 215H127V214H126ZM169 215H171V214H169ZM172 215H173V214H172ZM172 215H171V216H172ZM179 215H182V214H179ZM194 215H195V214H194ZM215 215H216V214H215ZM232 215H233V216H232ZM68 216H69V215H68ZM143 216H144V215H143ZM211 216H210V217H211ZM147 217H148V216H147ZM169 217H170V216H169ZM169 217H168V219H169ZM176 217H177V216H176ZM181 217H182V216H180V218H181ZM191 217H192V216H191ZM191 217H190V218H191ZM204 217H205V216H204ZM204 217H203V218H204ZM208 217H209V216H208ZM213 217H214V216H213ZM221 217H220V218H221ZM148 218H149V217H148ZM194 218H195V217H194ZM194 218H193V219H194ZM206 218H207V216H206ZM139 219H140V218H139ZM153 219H155V217H154ZM174 219H175V218H174ZM176 219H178V217H177ZM195 219H196V218H195ZM215 219H216V217H215ZM221 219H222V218H221ZM254 219L258 220L257 222L259 223V227L255 226L254 223H253L254 225L252 224V222L254 221ZM141 220H142V219H141ZM143 220H144V219H143ZM172 220H173V219H172ZM182 220H183V218H182ZM188 220H189V219H187L186 221L189 222ZM204 220H205V219H204ZM212 220H213V219H212ZM219 220H220V219H219ZM210 221H211V220H210ZM175 222H176V221H175ZM175 222H174V223H175ZM187 222H186V223H187ZM190 222H191V221H190ZM214 222H217V221H214ZM255 222H256V221H255ZM146 223H148V222H146ZM178 223H179V222H178ZM182 223H184V224H182ZM202 223H204V222H202ZM218 223H220V222L218 221ZM243 223H245V224L242 226ZM258 223H257V224H258ZM170 224L172 225L173 222L170 223ZM188 224H189V223H188ZM185 225H186V224H185V219H184V222H181V223H179V224H176V227H175V228H176V229L178 228L177 231H178L179 233H181V232H182L181 230H183V228H184ZM203 225H204V224H203ZM224 225H225V224H223V226H224ZM182 226H183V227H182ZM186 226H188V225H186ZM186 226H185V227H186ZM214 226H215V225H214ZM223 226H221V227H223ZM226 226H225V228H226ZM235 226H237V227H235ZM246 226H248V228H247ZM192 227H193V226H192ZM204 227H205V226H204ZM204 227H203V228H204ZM234 227H235V228H234ZM6 228H7V227H6ZM114 228H115V227H114ZM120 228H121V226H120ZM175 228H174V229H175ZM206 228H208V227H206ZM211 228H212V227H211ZM218 228H220L219 225H218ZM256 228H257V229H256ZM191 229H192V228H191ZM205 230H206V229H205ZM121 231H122V230H121ZM191 231H193V230H191ZM191 231H190V232H191ZM211 231H212V230H211ZM259 231L261 232V229H260ZM259 231H258V232H259ZM262 231H263V232H261V233H264V230H262ZM193 232H194V231H193ZM199 232H200V231H199ZM205 233H206V232H205ZM205 233H203V234H205ZM208 233H210V232H208ZM199 234H200V233H199ZM210 234L213 235L212 232H211ZM214 234H215V233H214ZM154 235H155V234H154ZM205 235H207V234H205ZM208 235H209V234H208ZM212 235H209V236H212ZM155 236H157V235H155ZM162 236H163V235H162ZM216 236H217V235H213V237H216ZM249 236H253L252 239H250V238L245 239V237L247 238V237H249ZM167 237H168V236H166V238H165V236H164L165 239H168ZM160 238H162V237H160ZM169 238H170V236H169ZM172 238L174 239V237H172ZM172 238H170V239L172 240ZM179 239H180V238H179ZM249 239H250V240H249ZM253 239H254V240H253ZM171 240H168V244L170 243L169 241H171ZM160 241H161V240H160ZM164 241H165V240H164ZM173 241H174V240H173ZM180 241H182V240H180ZM183 241H184V243H185V240H183ZM188 241H189V240H188ZM188 241H186V243H188ZM196 241H197V240H196ZM171 242H172V241H171ZM174 242H175V241H174ZM95 243H96V242H93V244H95ZM159 243H160V242H159ZM159 243H158V244H159ZM182 243H183V242H182ZM186 243H185V244H186ZM170 244H171V243H170ZM193 244H194V243H193ZM193 244H192V245H193ZM199 244H200V246H201V245L204 244V243H202V244L199 243ZM206 244H207V243H206ZM206 244H205V245H206ZM162 245H163V243H162L160 246H159V245H158V246L161 247ZM189 245H190V244H188V246H189ZM205 245L201 246L202 248H201L200 246H198L199 248H196L197 245H196V247H195V246H192V247L190 246V247L193 249V251H194V247H195V249H197L198 251H201V249H202V250L204 249L203 251H204V253H205V251H206V250H205V248H206ZM207 245H209V244H207ZM188 246H187V247H188ZM210 246H211V245H209V247H210ZM214 246H215V245H214ZM167 247H168V246H166V248H167ZM183 247H184V246H183ZM203 247H205V248H203ZM211 247H212V246H211ZM247 247H249V248L246 249ZM154 248H155V246H154ZM170 248H171V246H170ZM172 248H173V247H172ZM180 248H181V247H180ZM219 248H220V249H219ZM148 249H149V248H148ZM151 249H152V248H151ZM156 249H157V248H156ZM160 249H161V248H160ZM192 249H191V250H192ZM206 249L208 250V248H206ZM252 249H251V250L249 251V253H247V254H250V252L252 251ZM152 250H153V249H152ZM163 250H164V249H163ZM186 250H187V249H186ZM215 250L212 249V251H208V252L210 253V252H213V251H215ZM170 251H171V250H170ZM179 251H181V250H179ZM188 251H189V250H188ZM198 251H196V252L198 253ZM203 251H202L201 253H203ZM227 251H226V252H227ZM236 251H235V252H236ZM154 252H156V251H154ZM158 252H160L159 249H158L157 253H158ZM163 252H165V251H163ZM166 252L168 253V251H166ZM189 252H191V254H193L192 251H189ZM194 252H195V251H194ZM196 252H195V253H196ZM206 252H207V251H206ZM218 252H219V251H218ZM218 252H214V253H213V254H215L216 256H215V255H212L211 253H210V254H211L212 256L216 257V259H217V257L219 256V255L217 256V253H218ZM235 252H234V253H235ZM82 253H83V252H81V254H82ZM84 253H85V252H84ZM161 253H162V250H161ZM161 253H160V255L162 256ZM181 253H182V252H181ZM197 253H196V255H197ZM199 253H200V252H199ZM201 253H200V254H201ZM219 253H221V252H219ZM155 254H156V253H155ZM179 254H180V252H179ZM188 254H189V253H188ZM205 254L207 255L206 257H207L208 262L210 261L211 264H213L212 262L216 261V259H214V260L212 261V259H213L214 257L212 258L211 256H210L211 260H209L208 254H207V253H205ZM253 254H254V252H253ZM253 254H251V255H253ZM166 255H167V254H165L164 256L166 257ZM194 255H195V254H193V256H194ZM226 255H228V253H227V254L225 253V256H226ZM237 255H238V254H237ZM155 256H156V255H155ZM157 256H158V255H157ZM157 256H156V257H157ZM161 256H160L159 258H161ZM164 256H163V257H164ZM177 256H178V255H177ZM180 256H181V255H180ZM221 256H223V255H221ZM221 256H220V258H221ZM231 256H232V255H231ZM163 257H162V258H163ZM171 257H172V256H171ZM195 257H197V256H195ZM199 257H201V256H199ZM206 257H205V259H206ZM228 257H229V256H228ZM237 257H238V256H237ZM166 258H167V257H166ZM179 258H180V257H179ZM182 258H183V257H181L179 260H181ZM202 258H203V257H202ZM220 258H218V259H219L220 262H221V261H222V260H221L222 258H221V259H220ZM224 258H225V257H224ZM224 258H223V259H224ZM226 258H227V257H226ZM233 258H235V257H233ZM163 259H164V258H163ZM163 259H162V261H163ZM191 259H192V258H191ZM195 259H196V258H194V260H195ZM205 259H204V260H205ZM218 259H217V260H218ZM241 259H242V258H241ZM246 259H247V258H245V260H246ZM248 259H249V258H248ZM170 260H172V259H170ZM170 260H169V261H170ZM179 260H176V261L179 262V264H180V263L187 264V262H185L186 259H185V260H182V262H180ZM200 260H201V259H200ZM229 260H230V259H229ZM238 260H239V259H238ZM245 260H243V261H245ZM252 260H253V259H252ZM183 261H184V262H183ZM191 261H192V260H191ZM191 261H190V263H191ZM231 261H232V259H231ZM231 261H230V263H231ZM233 261H234V260H233ZM5 262H6V261H5ZM38 262H39V261H38ZM167 262H168V261H167ZM167 262H165V263H167ZM172 262H174V260H172ZM178 262H176V263H178ZM198 262L201 264V262H200L199 260H198ZM198 262L195 261V263H198ZM203 262H204V261H203ZM208 262L206 263V261H205L204 264H210V263H208ZM217 262H218V261H216V262H214V263L217 264ZM0 263H1V262H0ZM39 263H40V262H39ZM149 263H150V262H149ZM152 263H153V262H152ZM156 263H157V262H156ZM159 263H160V262H159ZM174 263H175V262H174ZM190 263H189V264H190ZM193 263H194V262H193ZM199 263H198V264H199ZM223 263H224V262H222V264H223ZM232 263H233V262H232ZM232 263H231V264H232ZM242 263H245V262H242ZM246 263L248 264V262H246ZM42 264H43V263H42ZM170 264H171V263H170ZM191 264H192V263H191ZM219 264H221V263H219ZM227 264H228V263H227ZM237 264H240V263H237ZM260 264H261V263H260ZM263 264H264V263H263Z\"/></svg>",
    "mask_w": 264,
    "mask_h": 264
}]
</instances>
